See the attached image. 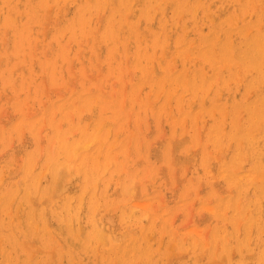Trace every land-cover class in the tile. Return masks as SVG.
Returning a JSON list of instances; mask_svg holds the SVG:
<instances>
[{"label": "rangeland", "instance_id": "1", "mask_svg": "<svg viewBox=\"0 0 264 264\" xmlns=\"http://www.w3.org/2000/svg\"><path fill=\"white\" fill-rule=\"evenodd\" d=\"M7 1H9V2L7 3ZM21 1L22 2L17 0V2H16L14 0V2L16 3L15 4L14 2H10V0H0V6L2 5L1 7L2 8L4 7L3 9L0 7V24H1L0 25V169H1L0 171L2 174V175L0 174V182H1L0 185L2 184L0 186V204L3 203V204H1L3 207L0 205V207H1L0 208V211H1L0 212V216H1L0 222L4 221L3 225L1 222L2 227L0 225V227H1L0 233H1V231H3V233L0 234V236L2 237V238L0 237V239H3L0 241V243H1L0 247L2 246L3 243H5V244H3V246H6V248L3 246L0 248V250H1L0 251V264H1V262H2V264H5L6 262H7L6 264H19L20 262L22 264H27L26 261L28 263L31 262L29 264H39V263L40 264H45V263L47 264L48 262H49V264H57V263L59 264L60 262H61V264H64L65 262H66L65 264H70V263L71 264H74V263L75 264H88V263L89 264L90 263L91 264H98V263L99 264H113L112 263L113 261L116 262L117 264H126L127 262H128L127 264H130V263L131 264H133V263L134 264H137V263L138 264H143V263L144 264H146V263L147 264H158L156 262H159V261H160L159 264H163V263H165V264H177V263L178 264H181V263L182 264H189V263L194 264L193 260L196 262L195 264H201V263H197L200 261L201 262L203 261V264L204 263L207 264L208 263L207 261H209V259L212 258L211 256L214 255L216 260H217V258H219V255H220V257H222L221 256L222 253H224L225 259H222L223 258L222 257L221 258L222 260L219 259L220 261L218 260L219 262L217 261L218 263H216V261L213 260V258H214V256H213L212 261L210 260L211 263L212 264H237V263L240 264L239 262H242V264H247V263L248 264H261V263L264 264V253L262 256L263 262H259L260 261L258 258L260 255L259 250H261L262 244H261V242L256 240L255 233H254L255 230H253V233H252L251 230H249V231L245 230L244 231V229H243V228H245V225H246L245 222H248L246 219H249L250 217L253 218V220H255L254 218L258 219V217H256L254 215V211H253L254 210L253 199L256 198V195H254L253 192H251L252 188L250 190V187L253 186L252 191H254V189H255L254 182L253 181L252 182L246 181V183H244L245 182L244 180L239 181V182L237 180V183H236V180H234L236 178H234L233 180L230 178V175L234 174L233 177H235L240 170H243L241 172H247L249 170L248 166H249V168H251V164H249L252 162V159H253V157L250 155L251 152H254V151L259 150V149L262 152H264V146H263L264 145V137H262V135L264 136V125H263L264 121H262L260 119H256L254 116L252 118L250 117L252 107H253V109L255 107L257 111L258 110L263 111V113H264V110H263L264 109V106H263L264 105V102H263L264 101V95L263 96L261 95V94H264V78H260L261 75H262V77H264L263 76L264 75V70H263L264 69V67H263L264 66V42H263L264 41L263 40L264 39V37H263V35H264V0H255V1L254 0H251V1L250 0H240V1L239 0H231V1L230 0H228V1L227 0H213V1L212 0H196L199 3L198 2L196 3L195 0L194 1L191 0L192 1L191 3H190V0H187V1L186 0H177V1L171 0L173 2H170V1H169L170 3L167 2L170 5H167V3H165L168 0H166V1H164V0H161V1L160 0H158V1L157 0H155V1L154 0H145V1H143V0H131V1L128 0L130 2H127V0H126V2H125V0L124 1L122 0L123 2H121V0H118V1L117 0H108V1L105 0L107 2H104V0H98L100 3V6H99V3L98 4L94 3V2H96V0L95 1L89 0L88 2H87V0H85V2H83V0L82 1L81 0H61V1L60 0H58V1L57 0L56 1L45 0L44 1L45 4L49 3L48 5L47 4L43 5L42 0L41 1H39V0H32V1L31 0H28V1L25 0V2H23L24 0H21ZM74 1H76V3L78 2L79 4L77 3L78 4L77 5ZM101 1L103 2L102 4H101ZM150 1L152 2V4H154V6L158 2L159 5L158 4L156 5L157 8L155 7V9H154L152 6V9H151L150 6L152 4ZM210 1H212V2H210ZM234 1L236 2L235 3L236 5H233ZM27 2H29V3H27ZM31 2L33 5L31 4ZM54 2H57L58 4L57 3L55 4ZM230 2L231 3L233 2V4H231ZM241 2H242V5H240ZM244 2H245V4H243ZM12 3L14 4V6H11V5H13ZM111 3L112 4L115 3V6L113 7V5ZM121 3H125V4L122 5ZM164 3H165V5H164ZM195 3L197 5V7H196ZM23 4L25 6H22ZM30 4L32 5V7ZM36 4H38V5L35 6ZM88 4L90 5V7ZM93 4L96 6H93ZM110 4L112 5V7H110ZM119 4H120V6H119ZM207 4H208V7H207ZM221 4H222V6H221ZM237 4H238V6H237ZM253 4H254V7H253ZM15 5H17V6H15ZM40 5H43L44 7L40 6ZM79 5H80V7H79ZM103 5H104L103 9L99 8L101 6L103 7ZM162 5H164L165 7H162ZM176 5H178V6H176ZM244 5H245V8H242V7H244ZM77 6H78V8H77ZM92 6L95 9H92L91 8ZM143 6L145 8H143ZM174 6H176V7H174ZM228 6H229V8H228ZM260 6H261V10L259 11ZM22 7L26 8V9L28 8V11L25 9L23 10ZM82 7L85 9V10H83V12L85 11L84 12L85 16H84L83 12L80 13V11H82V10H80ZM96 7H98V10L96 9ZM172 7H174V8H172ZM177 7L178 8L181 7L180 8L181 11H176ZM194 7L197 9V11H196V9H194ZM203 7L205 8V10L203 9ZM218 7H219V9H217ZM248 7L251 8V10ZM16 8H18V9H16ZM117 8H118V10H117ZM187 8H188V10H187ZM236 8H237V10H236ZM254 8H256V9H254ZM19 9H22V10H19ZM128 9H131V10L128 11ZM244 9H245L246 13H245ZM32 10H34V11H32ZM146 10H149V11L151 10L150 11L151 13L148 11L146 12ZM193 10L195 11L194 15H193ZM221 10H222V12H221ZM239 10H240V12H239ZM23 11H27V12H23ZM31 11L33 12V14ZM77 11L81 15L82 14L83 15L81 16L80 14L75 13ZM109 11H111V12H109ZM226 11H228V12H226ZM236 11H238V12H236ZM249 11H250V13H249ZM28 12H30V13L27 14ZM93 12H96V13L94 14ZM112 12H115L114 17L113 16L111 17V14L113 15ZM123 12L125 13V15H122ZM174 12H177V14ZM257 12H259V15ZM6 13H8V15ZM130 13H131V15H130ZM181 13H182V15H179ZM205 13L206 14L210 13L209 15L213 14L212 16H210V18L211 17L212 18L207 19V17H209V15L207 14L208 16L206 17ZM214 13H217V14H214ZM218 13H220V14L218 15ZM26 14L28 15V17ZM87 14H89L90 17ZM109 14H110V16H107ZM172 14H174V15H172ZM201 14H203L202 15L203 21H202V19L200 20V18L202 17ZM255 14L258 15V20H256L257 16L255 18V16H254ZM136 15H137V18H136ZM149 15H151V19L152 20L154 19V21L151 22ZM154 15H155V17H154ZM242 15H243V17H242ZM229 16H230V18H229ZM82 17L85 18L84 21L81 20ZM106 17L110 18V20L112 19L111 20L112 24L113 25L115 24V25L113 26L110 23V26H109V23H108L109 19H107ZM128 17L131 21L128 19ZM146 17H148V18H146ZM194 17L197 19H195ZM241 17H242V20H241ZM76 18H78V20H76ZM245 18L249 19L250 24L248 23V20H246ZM135 19L138 20L137 23H136ZM209 19L212 21H210ZM236 19H237V21H236ZM74 20H76V22ZM113 20H115V22ZM123 20L125 21V23H123L124 22ZM158 20H161V21L159 22ZM172 20H174V21H172ZM175 20H177L178 22H176ZM204 20H206V22H204ZM259 20H260L259 23H261V24L258 23ZM121 21H123V22H121ZM132 21H134L135 24L132 23ZM231 21L233 23V26H232ZM235 21L239 24H235L236 23ZM77 22L79 24L81 22L80 25H82V23L83 24L85 23V25H82V26H84L83 29L80 28L82 26H79L77 24ZM130 22L132 25L130 24ZM158 22L161 25H159ZM196 22H197V25H195ZM241 22H242V24H241ZM122 23H123V25H122ZM126 23L128 25H126ZM141 23H143V24H141ZM163 23L165 26L163 25ZM221 23H223V24L220 25ZM246 23H248V25L245 26V28L243 29L245 32H243L241 27H244L243 25H245ZM255 23L257 24L256 26H255ZM76 24L79 27H77ZM133 24H134V26H133ZM145 24L146 25L149 24L150 25L149 28H147L148 26H146ZM185 24H187L186 25L187 27L185 26ZM215 24H217V25H215ZM225 24H226V26H225ZM22 25H23L24 29H23ZM107 25L111 29L109 27H105ZM173 25L175 26V28L173 27ZM121 26L123 28L125 27L124 29L129 31V32L125 31L124 29L122 30ZM128 26H129V28H127ZM206 26H208V28ZM12 27H14L15 30H13ZM112 27H114V29ZM151 27H152V29H151ZM200 27H201V31L199 30ZM220 27H222V28H220ZM226 27L228 28L227 33H225L226 30H224V29H226ZM233 27H235V28H233ZM258 27H260V28H258ZM72 28H74V29L72 30ZM176 28H177V30H176ZM183 28H185V29H183ZM190 28H191V30H189ZM213 28H215V29H213ZM219 28H220V30H219ZM250 28L251 29L254 28L253 29L254 32L251 30L252 34L250 33ZM255 28L259 31H256ZM20 29L22 32L23 31L24 32L21 33ZM108 29L111 30V32H110L111 37L108 34L110 31ZM148 29H149V31H148ZM105 30H106V32H105ZM247 30H249V31L246 32ZM206 31H208V32H206ZM210 31L213 33V35L214 34L216 35V33L218 32L217 33L218 35H216V36L221 38V40L219 38L216 39L215 38L216 36L215 35L213 36ZM229 31L231 34L229 33ZM255 31L257 33L262 31V33H258V35H256L257 33ZM126 32H127V35H126ZM187 32H188V34H187ZM203 33H204V35H202ZM246 33H247V35H246ZM155 34H157V37H158L156 39L157 42L154 39V37L156 38ZM226 34L228 37H226ZM253 34H254V36H253ZM128 35H129V37H128ZM138 35L140 36V38L138 39L139 43H137V38L139 37ZM207 35H208V37H207ZM209 35H210V37H209ZM255 35L257 37H255ZM259 35L261 36L260 42L261 43L263 42V44L260 45L261 47L258 46V44H261L258 40ZM176 36H178V37H176ZM191 36H193V37H191ZM196 36H197V38H196ZM240 36H244V38L240 37ZM105 37L106 38L110 37L111 39L109 38V40H107ZM185 37H186V39L184 40L183 38H185ZM213 37L216 40L212 41L211 38L213 39ZM13 38L15 40H13ZM143 38H144V40H143ZM178 38L180 40L182 38L181 43H180V40ZM226 38L229 39L228 43L226 42V41H228V39L226 40ZM251 38H256V40L251 39ZM146 39L148 41H146ZM176 40L179 41L178 44L180 43L182 46L180 44L178 45L177 43H175ZM189 40H190V44L189 43L187 44V42H189ZM210 40L212 41L213 44L215 43L214 44L215 46L210 42ZM14 41H16V42L14 43ZM154 41H155V43H154ZM230 41H231V43H230ZM235 41L237 42V44ZM13 43L15 46L13 45ZM210 43L214 46V48H213V46H211ZM223 43L225 44L226 47L224 46ZM240 43L243 45L241 46ZM253 43H254V45H253ZM16 44H18V45L16 46ZM152 44H153V47H152ZM175 44H177L179 47H176L177 45L175 46ZM229 44H231V45L233 44L234 46L231 48V45H229ZM235 44H236V46H235ZM135 45H136V47H135ZM199 46H201V47H199ZM228 46H230V47H228ZM254 46H256V49H257V47H258V49L260 48L259 51H257L258 49L256 50V57L258 58V59L256 58V60L262 61L261 63L258 61V64H257L258 69L252 65L247 66V62H246L247 58L245 57L246 51L250 52L251 47L254 48ZM138 47L139 48L142 47V48H140V51H139ZM187 47L189 49H187ZM196 47H197V49H196ZM152 48H153V50H151ZM183 48H185L189 52L185 51ZM215 48L217 49V52H216V50H214ZM226 48L229 49L230 51L232 50L230 53L231 55L233 54L232 56L225 50ZM244 48H248V49H244ZM238 49H239V53H238ZM147 50H148V52H147ZM212 50L214 51L215 54L213 53ZM244 50H246V51H244ZM136 51H139V52H136ZM184 52L185 53L188 52V53H186V55H184L185 54ZM192 52L194 53V55H192L193 54ZM204 52H205V54H204ZM181 53H183V54H181ZM189 53L192 55V58H191V55L189 56ZM217 53H218V56H217ZM135 54H136V57H135ZM234 54H235V56H234ZM262 54H263V56H262L263 58L261 57ZM146 55H147V57H146ZM212 55H213V57H212ZM215 55L217 56V59H216ZM137 56H139V57H137ZM185 56H187V57L189 56V57L186 58ZM195 56H196V58H195ZM140 57H141V59H140ZM138 58H139L140 62L143 64H141V63L139 64ZM182 58L185 60L182 61L183 60ZM208 58H209V60H208ZM228 58H231V59L228 60ZM187 59H188V61H187ZM223 59L226 61V65L224 64L225 67L223 66L221 68V65H223L222 63L225 62ZM189 60H190V62H189ZM210 60L213 61L212 62L213 64L211 63ZM215 60H217V62ZM147 61H148V63H147ZM180 61H182V64ZM243 61H245L246 63L244 62L242 64ZM201 62H202V64H200ZM206 62H207V65H205ZM214 62H216L218 64H216V66H215ZM145 63H147V64H145ZM193 63H196V64H194V66H193ZM210 63L212 64V67H211ZM188 64H190V65H188ZM238 64H239V66H237ZM259 65H260V67H259ZM218 67H219L221 73H219V71H216V69H214V68L218 69ZM226 67L228 69L224 70V69H226ZM250 67H251V69H250ZM252 67L254 68L253 69L254 71L252 70ZM259 68H263L262 69L263 74H261L262 71ZM193 69H194V73H192ZM203 69H205V70H203ZM146 71H148L149 74H148V72L146 73ZM166 71H167L166 78H163L165 75L164 73ZM210 71H212V72H210ZM233 71L235 72L236 75L233 74L234 73ZM184 72L187 74V76H185L186 80L183 79V78H185L184 75H186ZM205 72H206V74H205ZM176 73H177V75H176ZM222 73H225V74L222 75ZM248 73L249 74L251 73V74L249 75ZM146 74L149 75L150 79L148 78V76ZM150 74H151V77H153V78L150 77ZM191 74L193 77L191 76ZM232 74L234 77L232 76ZM214 75H216V76L218 75L217 76L218 78L217 79L212 78L214 80H212V82H210L211 77H214ZM225 75L228 76V77L226 76V79L228 81L232 80L231 81L232 85L230 84V82L225 81V79H224ZM253 75H254V77H253ZM257 75L259 77H257ZM236 76H238V77H236ZM160 77H161V81L163 79L162 82H160V79H159ZM219 77H221V78H219ZM239 77H240V79H238ZM193 78H195V79L193 80ZM202 78L204 79L203 80L204 82L202 81ZM157 79H158L157 82L159 84H157V82H156ZM233 79L234 80L236 79V81H234L235 83L233 82ZM174 80H176V82ZM195 80H196V82H195ZM216 80H217V82H216ZM258 80H259V82H258ZM180 82H181V84H180ZM205 82H208V83H205ZM250 82L254 83L252 85H254V88L258 87V90L257 89H251V88H253V86H251ZM256 82L258 84H256ZM203 84H204V87H202ZM237 84L239 86H237ZM261 84L263 85V87H261L262 86ZM233 85L235 87L229 88L230 86L232 87ZM246 85H247V87H248V85L251 86V87H249L250 91H249V88L245 87ZM194 86L197 87V90H194ZM213 86H214V88H213ZM157 87H158V89H156ZM181 87L182 88L184 87L182 89V91L179 90V89H181ZM207 87H209L210 89L208 88V90H207ZM237 87H239V88H237ZM259 87H261L262 90ZM154 88L157 91H155ZM189 88L190 89L192 88L191 89L192 91L189 92ZM218 88H219V90H218ZM246 88L248 90L245 91ZM239 89L243 90L244 92L240 91ZM253 90L255 92H259L261 94L255 93ZM217 91H219L218 95H217ZM204 92H207V94ZM248 92L249 93L251 92V93L248 95ZM193 93H196V95ZM208 94H211V95H208ZM239 95H241V97ZM201 96H203V97H201ZM208 96H209V99H208ZM255 96H256V98H255ZM193 97L195 100L193 99ZM242 97H247V98L244 99ZM241 98L243 99V101ZM260 98H261V100H258ZM102 102L105 104L104 106L102 105L103 104ZM233 102H236L237 105ZM241 102H243V103H241ZM258 102H259V106H257ZM239 103H241V104H239ZM240 105H241V107H240ZM260 105H262V106H260ZM219 106H221L220 109H219ZM222 106H224V107H222ZM114 107H115V109L116 108L117 109L114 110ZM217 108L219 110L223 109L222 110L223 112L219 111ZM112 109L114 111H117L118 113L117 112L113 113ZM240 110H242V111H240ZM246 111H247V113H245ZM115 113H117V114H115ZM237 113H239L238 116L235 115ZM243 113H245V114H243ZM234 115H235V117H234ZM240 115H241V117H240ZM238 118H239L240 123H238V121H237ZM241 118L243 121L241 120ZM221 120H223L224 122ZM253 120H254V123L252 122ZM247 121L250 124H248ZM219 122H221V123H219ZM262 122H263V124H262ZM236 123H238V125ZM221 124H222V126H221ZM257 124H258V126H256ZM246 125H247V127H246ZM251 125H252V127H251ZM236 126H238V127H236ZM259 126H260V128H259ZM235 127H236V129H235ZM218 128L220 129V131L218 130ZM223 128H225V129L222 130ZM250 128H252V130ZM256 128H257V130H256ZM253 129L256 131L254 132ZM231 130H234V131H231ZM261 130H262V134H261ZM217 131H219L218 133L222 132L223 134L220 133V136H219V134H217ZM224 131H225V133L227 131V133L225 135H224ZM252 131H253V133H252ZM230 132H231V135H230L231 139L229 138V136H227ZM233 132H235V133H233ZM232 133L234 135L235 134H238V135H235L236 136L235 137V136H233ZM250 133H252L253 135ZM254 133H255V135L258 136V139H256L257 136H255ZM213 134L214 135L217 134V135L214 136ZM232 136H233V139H232ZM241 136H243V137H241ZM260 136H261V138H259ZM84 137L88 141L83 139ZM218 137L219 138L222 137V138H220L218 140ZM240 137L242 140H240ZM246 137L249 138V140ZM60 138H61V140H60ZM238 139L241 142H243L244 144H240L241 142ZM83 140H85V143ZM259 140L261 141V143L259 142ZM215 141H217L218 143H216ZM245 142L248 144V146L246 145ZM252 143L255 145L253 146ZM226 144H227V147L225 146ZM228 144H229V146H228ZM237 144L239 147L237 146ZM256 145L258 147H256ZM235 146H236V148H235ZM245 146H247V147H245ZM240 147H242L243 149L241 150ZM234 148L236 150L238 149V151H236L237 154L235 153V151H233V150H235ZM246 148H248V150ZM249 149L251 150L250 153H249ZM164 151H166V152L164 153ZM245 152L247 153V155H245L246 154ZM239 153H241V154H239ZM27 155H29L30 157ZM236 155H237L238 159L241 158L240 156H242L241 159H243V156H244L243 160L240 159L241 161L244 162L243 165H242V162L240 160L239 161L237 160L239 166L234 167V166L238 165V164H236V160L234 161V158ZM245 156H247V157H245ZM28 157L31 158L30 159L31 161L29 160L27 163L26 160L29 159ZM25 158H26V160H25ZM231 159H233L234 162L230 161ZM246 159H247V161H246ZM59 161H60V163L57 164L56 162H59ZM263 161H264V154L261 153V155L259 156V159H258V164H259L258 166L261 170H264V166H262L264 164ZM29 162H31V163L29 164ZM262 162H263V164H262ZM24 163H25V165L28 164L27 165L28 168L26 166L27 171L25 170L27 173V178L23 177L24 175L26 176V173L24 172V169H25ZM231 163H232V167H231ZM52 164H54V165L57 164L60 167L64 166V168H62V169H65L66 172L69 173V175H67L68 177H66V176L64 177L62 174L61 175L63 176V178L60 177L61 176L60 175V169H59V172L57 171L58 170L57 168H60V167L57 165H56L57 167L52 166ZM240 164H241V166H240ZM244 166H245V168H244ZM29 167L31 170H33V172L29 169ZM53 167H54V169L56 168L55 169L56 172L53 169ZM225 168L229 169L230 171L229 170L225 171ZM237 168H239V169H237ZM28 169L31 171V173H28ZM62 169H61V171H63ZM81 169L83 170L82 171L83 173H81V171H80ZM251 170L254 171V169H251ZM34 171H35V173H34ZM52 171H53V173H52ZM234 171H236V172L233 173ZM3 172H5V174H3ZM57 172L59 173V175H57L58 174ZM66 172H64V173H66ZM256 172H257V170H256ZM32 173H34L35 176L37 173H39L40 176L37 178L34 176V179H31V178H33ZM6 174L9 176L6 177L7 176ZM52 174H55V176H53ZM82 175H86V177L88 179L86 180V178ZM37 176H38V174H37ZM56 176H57V178H56ZM83 177L85 179H83ZM24 178L27 180H25ZM35 178H36V180H35ZM43 178H45V179H43ZM60 178H61V181L63 180L64 182L63 181L61 182ZM19 179L21 180V182L18 181ZM28 179H30V181ZM55 179H56V182H53V181H55ZM94 179H95V181H93ZM12 180L13 181L16 180L17 187L18 188L20 187L19 190L18 189L14 190V187L16 189V185L14 182H12ZM68 180H69V182H68ZM78 180H79V182H78ZM84 180H86V181H84ZM90 180H92V181H90ZM35 181H39L38 186L36 185L37 183ZM59 181L63 185L62 187L64 188V190H63V188H58V190H56V191H55V189H51L52 187L57 188L58 186L56 184L61 186ZM230 181H232V182H230ZM3 182H4V184H3ZM10 182H12L11 185H10ZM48 182H50V184L47 185ZM70 182H71V184H69ZM82 182H84V183L86 182V183L85 184L83 183V185H82ZM95 182H97V183H95ZM19 183H22L23 185L19 184ZM24 183H25V185H24ZM30 183H31V186L29 185ZM42 183H43V185H42ZM89 183H91V184H89ZM93 183H95V185ZM238 183L240 184V186H241L240 188L242 189L241 191L239 190V192H238L239 188H238V186H236ZM33 184H35V186ZM40 185H41V187L43 186L42 189L40 188ZM53 185H56V186H53ZM92 185H93V187H92ZM246 185H248V186H246ZM9 186H10V189L8 190ZM25 186L27 187L26 188L27 190L29 188L30 189L33 188V190L35 189L34 191H36V193L38 192L37 193L38 196L41 195L40 196L41 198L39 197L40 200H39V198H36V197H38V196H36L37 195L36 193L34 194L31 192V191H33L32 189L31 190L29 189L30 193L28 191H26ZM36 186H37V188H36ZM86 186H88L87 189L84 188ZM48 187H50V189L52 191L54 190V195L57 193L55 195V197H54V195L52 196L53 193L52 194L50 193L52 191L50 189H48ZM102 187H104V189L106 188L105 191H107L108 193L107 192L103 193L104 189L101 190ZM72 188H74V189H72ZM94 188L96 191L94 190ZM21 189H22V191H21ZM24 189L26 191L25 192L26 194H27V192L29 193L26 196L27 198L24 197L25 196V194L23 193ZM69 189H71V191ZM12 190L16 191V194L13 193L14 196L11 193ZM72 190H74V191L76 190L78 192L75 191L76 192L75 193ZM81 190H83V194H84L82 197H81V195H82ZM92 190H94L95 192ZM67 191L72 192V193H68ZM20 192H21V194H20ZM89 192H92V194ZM93 192H94V195H93ZM98 192L100 194L102 192V194H101L102 196L99 195ZM245 192H246V194H245ZM22 193L24 194V196ZM39 193H42V194H39ZM65 193H67V194L65 195ZM74 193L75 194H77V193L81 194L80 195L81 198L79 197L80 199L79 198L77 199L78 194L75 195ZM236 193H237V195H236ZM2 194H3V197L1 196ZM10 194L13 197H11ZM49 194L51 195V197H49L48 200H47V198H45L44 200H47L48 202H46V201L43 202L44 205L42 204L43 205L42 206L41 205L42 202H40L41 199H43L44 196H47V197L50 196ZM96 194H98L99 197ZM8 195H9V197L12 198L11 199L12 201L8 200L9 202H5V204L9 203L8 206H10L8 209L9 211L6 209L5 210L6 212H5L3 209L7 208L8 206L7 205L5 206L4 200L5 201L7 200ZM59 195H61V196H59ZM71 195H73V197ZM90 195H91V197H90ZM57 196H59V198H57ZM63 196L66 197L67 199L64 198ZM68 196H71V197H68ZM93 196L94 197L96 196L95 198H97L98 200L95 199V201H93L94 200ZM103 196H104V200L109 202V203H106L104 201V203L101 202V204H100L101 199L103 201ZM235 196H239L240 198L235 197ZM28 197H30V198L32 197V198L30 199ZM55 198L58 200L56 201ZM69 198H71L72 200L70 201ZM238 198H239V200H237ZM241 198H243V199H241ZM263 198L264 197H262L261 199H258L259 203H257V209H258V206L260 205V208L262 209L261 210L262 215H264V205H263L264 200H262ZM32 199H33L34 203L36 202L35 199L38 200L40 203L38 204V202H36L38 205L37 204L32 205V206H34V208L35 207L36 208L30 209L31 211L28 212L29 207L31 208V204L33 203L32 201H29V200H32ZM51 199H53V201L55 200L57 203L54 204L55 201L52 202ZM228 199H230L229 201L235 202L234 206H232V204L229 205V203L226 204V202H228ZM19 200L21 202L20 203L21 206H23L22 204H25V206L21 207L22 211H21L20 205H18ZM25 200H26V203H25ZM27 200L31 203L30 205H29V202ZM77 200H79V202L80 201L83 202V203L80 202L81 206ZM247 200L250 201V203H248ZM16 201H18V202H16ZM58 201L60 202L61 205L59 204ZM63 201H65V202H63ZM75 201H77V203ZM242 201H243V203H242ZM10 202H12L11 205H10ZM69 202H71V203L65 205L66 203H69ZM88 202H90V204ZM218 202H219V205H218ZM236 202H238L239 209H238V207L236 208V206H237ZM13 203H15V204H13ZM49 203H51V204H49ZM63 203H64V205H63ZM246 203L249 205H247ZM261 203H263V204H261ZM57 204H58V207H56ZM94 204H95V206H97V205L101 206V208H98V206L95 207ZM105 204H106V206H105ZM12 205H13V207H12ZM15 205H18L19 207L16 208ZM27 205H28V207H27ZM62 205L64 206V208H62L63 207ZM68 205L72 206V207H69ZM88 205L90 207V208L88 207L89 209L87 208ZM226 205H228V207H231V208L228 209V207ZM245 205H247L249 207H247ZM66 206H68L70 208L69 211L66 209ZM91 206H93V207H91ZM103 206H105L106 209H104ZM216 206H217V208H216ZM41 207H42V209H41ZM75 207H76V209H75ZM77 207L80 210H78ZM102 207L104 210L102 209ZM240 207L242 210H240ZM24 208L27 211H25ZM60 208H62V209H60ZM122 208H124L123 209L124 211L122 210ZM243 208L245 209V211ZM57 209H59V210H57ZM93 209L96 210L97 212L94 211ZM149 209H151V210H149ZM213 209H215V210H213ZM226 209L229 212L228 214H227ZM235 209H236V211H235ZM63 210H64V212H63ZM90 210L91 211L93 210L94 213L90 212ZM121 210H122V212H121ZM128 210L130 211V213ZM224 210H226V212H223ZM7 211L9 212V215H8ZM24 211H25V213H24ZM59 211H61L60 212V213H62L61 215H60ZM70 211H72V212H70ZM242 211L244 213L247 211L245 213L246 216H243L244 213H242ZM144 212H145V214H144ZM250 212L253 214H251ZM3 213H5V214H3ZM28 213H29V216H28ZM32 213H34V216L32 215ZM45 213H47V215ZM63 213H64V216L60 217L63 215ZM70 213L71 214L74 213L73 214L74 216L79 214L78 215L79 219H77V216L74 217ZM131 213H132V215H131ZM237 213H238V215H237ZM240 213H242V215ZM15 214L17 215V217L15 216ZM66 214L68 216L70 214L71 219L69 217H67ZM90 214H91L92 220L89 219ZM2 215H3V219L7 218V219H5L6 221L2 219ZM119 215L121 218L119 217ZM121 215L124 217H122ZM154 215H156L157 218L154 217ZM223 215H225V218ZM227 215H228V219H227ZM7 216H9V217L11 216V219H9V217H7ZM134 216H137V217H134ZM238 216H240L241 218H239ZM15 217L19 218V219H16ZM29 217L30 218L33 217L32 218L33 220H31ZM125 217L128 219V221H127V219H125V221L127 223L124 221ZM153 217L155 218L154 223H153V219H152ZM236 217H238L237 218L238 222L236 221ZM41 218H42L43 223L41 222V220H39ZM136 218H137V220H136ZM242 218H244V219H242ZM8 219L10 221H8ZM28 219H30V220H28ZM75 219H77L78 221L77 222L74 221ZM223 219L224 220L226 219V220L224 221ZM239 219H242V220H239ZM263 219H258L261 222V226L263 225L262 226L263 231L261 233L262 238H264V229H263L264 228V222H263ZM16 220H19L18 221L19 225H18V222ZM45 220H46V222H45ZM60 220H62V221H60ZM66 220L67 221L69 220V221L67 222ZM83 220H85V222H83ZM88 220L89 221L91 220L92 222L91 221L89 222ZM230 220H232V221L229 222ZM258 220H257L256 224H259ZM37 221H38V223H36ZM71 221L72 222L74 221V223H71ZM121 221H122V223H121ZM157 221H158V224H156ZM44 222L48 226L45 225ZM59 222H60V224H59ZM69 222L71 223V226H73L72 227L73 230H74V227L77 230L75 229L73 231L70 227L68 228L67 224H70ZM9 223H11V224H9ZM16 223H17V225H15ZM21 223H23V224H21ZM33 223H36V225H31ZM41 223H42L43 227H42ZM77 223L79 225L77 227L74 226L75 224L77 225ZM86 223H88V224H86ZM103 223H104V226H103ZM125 223L126 224L129 223L127 225V227L125 225H123ZM215 223L216 224L218 223V225H214ZM220 223H222V224H220ZM236 223L238 224V226ZM50 224L54 225V227L51 226ZM147 224L150 227L147 226ZM9 225H12V227ZM94 225L96 226V228ZM132 225H134L133 226L134 229H133ZM152 225H153V228H152ZM60 226H61V228H60ZM123 226H125L127 229L131 228V231H133L135 234L134 233L129 234L128 232H130V231L127 230L126 228L124 230ZM239 226H242V227H239ZM32 227L33 228L37 227V229H34L36 232V236L34 235L35 232H34V234L32 233V230H33ZM85 227L89 228V229H85ZM97 227H98V229L101 230V232H103V231L106 233L108 232V236L110 233V238H108L106 236V233H104L105 237L103 235L102 240H101L102 236L100 237L99 241L93 240V241H95L94 242L95 244L98 242L96 245L93 244V241H91L90 239H89L90 245H88L89 243L87 240H88V238L91 237L90 234L92 233L93 230L96 229L95 231L98 232ZM148 227H149V229H151L153 231H150L148 229ZM234 227L236 228L235 230H234ZM238 227H239V232H240L239 234H238V231H236L238 229ZM4 228H6V229H4ZM9 228H12L14 230V232H13V230L10 229V231H12L11 234L14 233L15 235L14 234L11 235L9 233L10 232L8 230ZM18 228L21 230L22 229L23 230L27 229V230L21 231ZM216 228L218 229V231ZM46 229H48V230H46ZM82 229H85V232L89 231V233L87 234L89 236H85L86 234L84 233V230H82ZM137 229L141 233H139ZM219 229H221V230H219ZM223 229H224V232H223ZM227 229L229 231H227V234H226ZM69 230H70V233H68ZM78 230H79V232H78ZM90 230H91V232H90ZM107 230H109V231H107ZM142 230H143V232H142ZM170 230H172L171 234L173 233L175 236H172L173 234L170 235ZM5 231H6V234H8L7 236H9L8 238H6L7 236H5V233H4ZM41 231L43 232L42 234L45 235V237H43V236H41L42 238L40 237V235H42ZM126 231L132 237H128ZM144 231H147V232L144 233ZM148 231L151 232L150 235H148L149 234ZM247 231L249 233H247ZM16 232H18L19 234L18 233L16 234ZM124 232L126 234H124ZM216 232H219V233L216 234ZM31 233H32V237H31ZM55 233H58V235ZM233 233H234V236L236 235L235 238H232ZM48 234L51 235L50 238L52 240H50L49 237L47 238ZM83 234H84V237H83ZM123 234L125 235V237L122 236ZM133 234H134V236H133ZM245 234H246V236H245ZM61 235L63 236V238ZM112 235L114 236V237H112L113 239L111 238ZM216 235H217V238L215 237ZM53 236L56 238L53 239L52 238ZM118 236H120L119 239H118ZM121 236L124 237L123 238L124 240H122ZM168 236H170V237H168ZM179 236L182 237V240L180 238L179 239L183 243L178 242V241H180L179 239H177ZM225 236L226 237L230 236L234 242L230 239V237H227V239H226ZM250 236H252V237H250ZM4 237H5V241H4ZM19 237H20V240L18 239ZM21 237L23 239L22 243H21V241H22ZM85 237H88V238H85ZM134 237L136 238L137 241L134 239ZM172 237H173V239H172ZM218 237H219V239H218ZM9 238L13 241L11 242V240H9ZM43 238H44V240H43ZM68 238L70 239V241L68 240ZM104 238H108L109 242L111 240L112 241L110 243H108V239L105 240ZM127 238H129V240ZM130 238H131V241H130ZM132 238L134 240H132ZM142 238H143V240H142ZM243 238H244V241H243ZM6 239H8L10 242L6 241ZM41 239H42V241H41ZM82 239H83V241H82ZM126 239L128 240L127 241L128 242V248L127 249L125 248L126 249L125 250L124 245L126 244V242H125ZM169 239H172V241ZM176 239H177V241L176 242L174 241L175 244L174 243H173L174 245L171 244V242H173V240H176ZM194 239L196 240V242H193V244H191L192 240L195 241ZM197 239H198V242H197ZM209 239H210V241H209ZM225 239H226V241H225ZM228 239H229V242H228ZM249 239L252 240V245H251V241ZM34 240L36 241V243H35L36 245L33 244V242H35ZM113 240H115V241H113ZM139 240L141 241L140 244H139ZM18 241H19V243H17ZM52 241H54L58 246L54 242L53 243L56 246H53V244L51 243ZM56 241H58V243ZM77 241H79V242H77ZM101 241L102 242L104 241L103 243H105V241H107L105 243V246H103L102 244L99 243ZM116 241H118V242H116ZM135 241H136V243H135ZM148 241L149 242L152 241L151 242L152 244L151 243L149 244ZM217 241L220 243H218ZM223 241H225V243ZM246 241H247V243H246ZM13 242H15V248H16L15 251H17V252H15L13 250V248H14ZM43 242H44V244H43ZM47 242L50 244L48 245ZM76 242H77V244H76ZM143 242H147V243H143ZM184 242H186V243H184ZM202 242H205V243L202 244ZM213 242H214V244H213ZM216 242H217V244H216ZM10 243L12 246L10 245ZM78 243H79V245H78ZM117 243H118V245H117ZM129 243H131V244H129ZM181 243L184 244L183 245L184 250H186L185 248L187 247V251H188L187 253H186V251L182 252L184 250H181L179 245H176V244H181ZM223 243L225 244L224 248H226V247L228 248V252H226L227 250L222 247V245H224ZM234 243L236 245L238 244V249H236L237 247L235 246ZM245 243L246 244L249 243L247 245L248 247L245 246L246 245ZM22 244L25 246V248H24V246H21ZM25 244H27V245H25ZM59 244L61 245V247ZM106 244H107V246H106ZM121 244H123L122 245L123 248H121L122 247ZM135 244H136V246H138L137 244H139L141 246L137 248L135 246ZM145 244H147L149 246V249H148L147 245H145ZM157 244L159 245V246H157V248L159 247L158 248L159 251L157 249V252H156L155 251L156 249L155 250H153V249L156 248L155 245H157ZM182 244L180 246H182ZM194 244L196 247L195 246L192 247L193 248V250H192L191 246H193ZM204 244H206V245L204 246ZM220 244H222V245H220ZM7 245L8 246L10 245L11 247L10 246L8 247ZM50 245L53 246V248L57 247L56 248L57 251L55 249L54 250L51 249ZM93 245L95 246V248L96 247L98 248L97 252H95L94 251L95 249L92 248ZM119 245H120V247H118V249H116V247ZM130 245H131V247H130ZM216 245L220 246L218 249L219 251L215 249L218 247ZM26 246H28L29 250L31 248H33V249L37 248L38 250L29 251L26 248ZM36 246H39L41 249L39 247H36ZM45 246L47 247L48 252L51 250L50 251L51 256L49 255V257H47L48 255H46L48 252L46 251ZM64 246L65 247L68 246V248H70V249H68L67 247L65 248ZM110 246H112L113 249H115L114 253L116 252V254L112 253L113 250L110 251V249L112 248V247L109 248ZM198 246H200V247H198ZM258 246H260V247H258ZM18 247H19V249H18ZM58 247L61 251L58 249ZM126 247H127V245H126ZM151 247H153V248L150 249ZM201 247H203V250L206 251V252H204L201 249L204 255L198 249ZM205 247L208 248L209 251L206 250ZM212 247H214L213 251H212ZM9 248L10 249L12 248V249L9 250ZM23 248H24V250H23ZM43 248L47 253L43 250ZM49 248H50V250H49ZM90 248H92V249H90ZM168 248H169V250H167V253H166V249H168ZM221 248H223V250ZM244 248H246V249H244ZM250 248H251V250H250ZM2 249L4 251L5 250L6 251L3 252ZM7 249L9 250V252ZM79 249H80V251H79ZM105 249H106V251H104ZM123 249H124V251H123ZM144 249L148 250V252H149V250H151V252H149V254H148V252ZM161 249H162V251H161ZM178 249H180L178 251V253H180V252L181 253L179 255H176L177 254L176 252ZM188 249L190 250V252ZM42 250L44 251L43 254H41ZM65 250H67V251L69 250L72 253L71 257H74V259L70 257V252L68 251L69 253L68 252L65 253ZM82 250H85V251H83L84 253L82 252ZM87 250H89V251H87ZM90 250H93V251H90ZM99 250H101L103 253L99 252ZM119 250H121V251H119ZM170 250H171V255H169L170 253L168 254V252H170ZM237 250L239 251V253H237ZM257 250H258V252H257ZM75 251H77V252H75ZM134 251H135V253H134ZM144 251H145V253H143ZM154 251L156 252L155 253L156 255L153 254ZM174 251H176V252H174ZM195 251H197V252H195ZM211 251H212V253H211ZM229 251L231 253L232 252H235V253L234 254L232 253L233 255H231V253ZM19 252L20 253L23 252V254L22 253L20 254ZM32 252L33 253L35 252V253L33 254ZM117 252H120V253L117 255ZM139 252H141L140 253L141 255L139 254L140 256L138 255ZM146 252H147L148 256H147ZM158 252H160V254ZM193 252L196 253V256H195V253H193ZM199 252H201V254ZM218 252L219 253L221 252V254H217ZM3 253L5 254L4 256H3ZM12 253H15L16 258L14 256V254H12ZM44 253H46V254H44ZM53 253L55 255H53ZM67 253L69 254V255H67V256H69V258L68 257L67 258L71 259L70 261L65 257ZM106 253H109L110 255L108 254L109 256H106L107 258L105 259ZM150 253L153 255H151ZM163 253H164V256L161 257L163 255ZM165 253H166V255H165ZM173 253H174V255H173ZM182 253L184 255H182ZM197 253H199V255ZM209 253H210V255H209ZM246 253H249V254H246ZM253 253H255V254H253ZM8 254H9V258H8V256L6 258H4ZM16 254H18V256ZM158 254L161 258L158 256ZM167 254L169 256H171L170 260H169V256ZM216 254H217V256H216ZM52 255H53V257H52ZM60 255H63V256H60ZM103 255H104V259H103ZM124 255L126 256V259H125ZM150 255L153 258L150 257ZM185 255H187V256H185ZM205 255L208 259L205 257ZM54 256H56V257L54 258ZM122 256L124 257V259ZM137 256L141 257V258H137ZM146 256H147V258H146ZM156 256L158 258L156 259V262H155ZM166 256H167L168 260L165 258ZM245 256H249V257L246 259ZM36 257L37 258L39 257V258L37 259ZM43 257H45L44 262L43 261L40 262L41 259L43 260ZM59 257H61V258H59ZM77 257H78V259H76ZM89 257H90V260H89ZM101 257H102L103 261L101 260ZM109 257H111V258H109ZM173 257H174V260L176 259L175 261L172 260ZM175 257H178V258H175ZM186 257H187V259H186ZM197 257H198V259H197ZM199 257H201V258H199ZM228 257H230V259H228ZM33 258L37 261H35ZM50 258H52L53 261ZM79 258H80V260L83 258L81 260L82 262L79 260ZM94 258H96V259H94ZM108 258H109V260H107ZM129 258H132L133 262H131L132 259H129ZM145 258H146V260H144ZM159 258H160V260H159ZM195 258L198 261H196ZM240 258H243V259L245 258L244 260L246 262L243 259H242L243 260L242 261ZM250 258H251V260H250ZM20 259H21V261H20ZM22 259H24V263H23ZM127 259L129 261H125ZM32 260L35 263H32ZM204 260H206V261L204 262ZM227 260H228V262H227ZM247 260H248V262H247ZM3 261H4V263H3ZM51 261H52V263H51ZM78 261L81 263H79ZM85 261L87 263H84ZM95 261H98V262H95ZM181 261H184V262H181ZM210 261H209V264H210ZM179 262H181V263H179ZM116 263H114V264H116Z\"/></svg>", "mask_w": 264, "mask_h": 264}, {"label": "bare ground", "instance_id": "2", "mask_svg": "<svg viewBox=\"0 0 264 264\" xmlns=\"http://www.w3.org/2000/svg\"><path fill=\"white\" fill-rule=\"evenodd\" d=\"M15 1L17 2V0H15ZM19 1L22 2L21 0H19ZM27 1H28V0H27ZM31 1H32V0H31ZM39 1H41V0H39ZM44 1H45V0H42V4H43V5L45 4ZM54 1H56V0H54ZM57 1H58V0H57ZM60 1H61V0H60ZM81 1H82V0H81ZM88 1H89V0H87V2H88ZM94 1H95V0H94ZM94 1H93V2H94ZM97 1H98V0H96V2H94V3H95V4H96V3L98 4L99 1H98V2H97ZM107 1H108V0H107ZM107 1L104 0V2H107ZM117 1H118V0H117ZM123 1H124V0H123ZM123 1L121 0V2H123ZM130 1H131V0H130ZM130 1L127 0V2H130ZM143 1H145V0H143ZM154 1H155V0H154ZM157 1H158V0H157ZM160 1H161V0H160ZM160 1H159V2H160ZM164 1H166V0H164ZM169 1H170V2H173V1H171V0H168V1H166L165 3H167V2L170 3ZM176 1H177V0H176ZM186 1H187V0H186ZM186 1H185V2H186ZM193 1H194V0H193ZM212 1H213V0H212ZM212 1H210V2H212ZM227 1H228V0H227ZM230 1H231V0H230ZM239 1H240V0H239ZM250 1H251V0H250ZM254 1H255V0H254ZM8 2H9V1H7V3H8ZM10 2H14V0H13V1L10 0ZM23 2H25V0H24ZM33 2H34V1H33ZM43 2H44V3H43ZM46 2H47V1H46ZM48 2H49V1H48ZM50 2H51V1H50ZM74 2L76 3V1H74ZM83 2H85V0H83ZM125 2H126V0H125ZM147 2H148V1H147ZM150 2H151V1H150ZM191 2H192V1L190 0V3H191ZM195 2L197 3L198 1L195 0ZM205 2H206V1H205ZM210 2H209V3H210ZM245 2H246V1H245ZM245 2H244L243 4H245ZM262 2H263V1H262ZM14 3H15V2H14ZM27 3H29V2H27ZM38 3H39V2H38ZM54 3L56 4L57 2H54ZM75 3H74V4H75ZM77 3H78V2H77ZM77 3H76V4H77ZM102 3H103V2L101 1V4H102ZM119 3H120V2H119ZM133 3H134V2H133ZM148 3H149V2H148ZM154 3H155V2H154ZM165 3H164V5H165ZM168 3H167V5H170V4H168ZM196 3H195V5H196ZM198 3H199V2H198ZM214 3H215V2H214ZM227 3H228V2H227ZM230 3H231V2H230ZM230 3H229V4H230ZM235 3H236V2L234 1V4H233V2H232L231 4L236 5ZM255 3H256V2H255ZM255 3H254V4H255ZM12 4H13V3H12ZM15 4H16V3H15ZM31 4H32V2H31ZM31 4H30V5H31ZM46 4H47V3H46ZM46 4H45V5H46ZM48 4H49V3H48ZM48 4H47V5H48ZM57 4H58V3H57ZM78 4H79V3H78ZM78 4H77V5H78ZM80 4H81V3H80ZM89 4H90V3H89ZM89 4H88V5H89ZM111 4H112V3H111ZM111 4H110V7H112V5H113V7L115 6V3H113L112 5H111ZM121 4L124 5L125 3H121ZM151 4H152V2H151ZM157 4H158V2H157ZM157 4H155V6H154V4H152V5L150 6L151 9H152V6H153V8L155 9V7H156ZM238 4H239V3H238ZM238 4H237V6H238ZM254 4H253V7H254ZM6 5H7V4H6ZM9 5H10V4H9ZM9 5H8V6H9ZM26 5H27V4H26ZM32 5H33V4H32ZM32 5H31V7H32ZM37 5H38V4H36L35 6H37ZM43 5H40V6H43ZM53 5H54V4H53ZM122 5H121V6H122ZM130 5H131V4H130ZM147 5H148V4H147ZM149 5H150V4H149ZM158 5H159V4H158ZM164 5H162V7H165ZM184 5H185V4H184ZM210 5H211V4H210ZM214 5H215V4H214ZM240 5H242V2L240 3ZM257 5H258V4H257ZM259 5H260V4H259ZM261 5H262V4H261ZM1 6H2V5H1ZM1 6H0V7H1ZM4 6H5V5H4ZM11 6H14V4L11 5ZM15 6H17V5H15ZM22 6H25V5L23 4ZM75 6H76V5H75ZM93 6H96V5L93 4ZM93 6H92L91 8H92V9H95V8H93ZM99 6H100V3H99ZM99 6H98V7H99ZM106 6H107V5H106ZM106 6H105V7H106ZM119 6H120V4H119ZM137 6H138V5H137ZM137 6H136V7H137ZM176 6H178V5H176ZM176 6H174V7H176ZM204 6H205V5H204ZM211 6H212V5H211ZM221 6H222V4H221ZM26 7H27V6H26ZM28 7H29V6H28ZM43 7H44V6H43ZM79 7H80V5H79ZM89 7H90V5H89ZM98 7H96L97 10H98ZM110 7H109V8H110ZM147 7H148V6H147ZM169 7H170V6H169ZM174 7H172V8H174ZM196 7H197V5H196ZM207 7H208V4H207ZM235 7H236V6H235ZM241 7H242V6H241ZM251 7H252V6H251ZM1 8H2V7H1ZM3 8H4V7H3ZM3 8H2V9H3ZM8 8H9V7H8ZM8 8H7V9H8ZM13 8H14V7H13ZM18 8H19V7H18ZM18 8H16V9H18ZM29 8H30V7H29ZM41 8H42V7H41ZM74 8H75V7H74ZM77 8H78V6H77ZM86 8H87V7H86ZM99 8H102V9H103V8H104V5H103V7L101 6V7H99ZM129 8H130V7H129ZM143 8H145V7L143 6ZM156 8H157V7H156ZM172 8H171V9H172ZM180 8H181V7H179V8L177 7V8H176V11H181ZM209 8H210V7H209ZM215 8H216V7H215ZM228 8H229V6H228ZM230 8H231V7H230ZM233 8H234V7H233ZM238 8H239V7H238ZM242 8H245V5H244V7H242ZM246 8H247V7H246ZM248 8H249V7H248ZM11 9H12V8H11ZM22 9H23V10L25 9V10L28 11V8L26 9V8L22 7ZM22 9H19V10H22ZM31 9H32V8H31ZM35 9H36V8H35ZM39 9H40V8H39ZM79 9H80V8H79ZM113 9H114V8H113ZM126 9H127V8H126ZM134 9H135V8H134ZM171 9H170V10H171ZM177 9H178V10H177ZM194 9H196V8L194 7ZM203 9L205 10L204 7H203ZM217 9H219V7H218ZM239 9H240V8H239ZM249 9L251 10V8H249ZM254 9H256V8H254ZM29 10H30V9H29ZM42 10H43V9H42ZM80 10H82V11H80V13H81V12H83V10H85V9L82 7ZM115 10H116V9H115ZM117 10H118V8H117ZM124 10H125V9H124ZM129 10H131V9H128V11H129ZM187 10H188V8H187ZM227 10H228V9H227ZM230 10H231V9H230ZM234 10H235V9H234ZM236 10H237V8H236ZM241 10H242V9H241ZM260 10H261V6H260L259 11H260ZM1 11H2V10H1ZM6 11H7V10H6ZM8 11H9V10H8ZM27 11H23V12H27ZM32 11H34V10H32ZM32 11H31V12H32ZM40 11H41V10H40ZM88 11H89V10H88ZM93 11H94V10H93ZM112 11H113V10H112ZM126 11H127V10H126ZM128 11H127V12H128ZM147 11L150 12L151 10H150V11H149V10H146V12H147ZM162 11H163V10H162ZM164 11H165V10H164ZM196 11H197V9H196ZM212 11H213V10H212ZM223 11H224V10H223ZM244 11H245V9H244ZM256 11H257V10H256ZM84 12H85V11H84ZM84 12H83V14H84V16H85V13H84ZM105 12H106V11H105ZM109 12H111V11H109ZM117 12H118V11H117ZM154 12H155V11H154ZM191 12H192V11H191ZM191 12H190V13H191ZM194 12H195V11L193 10V15H194ZM221 12H222V10H221ZM226 12H228V11H226ZM236 12H238V11H236ZM239 12H240V10H239ZM29 13H30V12H28L27 14H29ZM75 13L80 14L78 11L75 12ZM89 13H90V12H89ZM93 13L95 14L96 12H93ZM112 13H113V15L111 14V17H112V16L114 17V13H115V12H112ZM119 13H120V12H119ZM150 13H151V12H150ZM150 13H149V14H150ZM171 13H172V12H171ZM174 13L177 14V12H174ZM179 13H180V12H179ZM198 13H199V12H198ZM243 13H244V12H243ZM245 13H246V11H245ZM249 13H250V11H249ZM249 13H248V14H249ZM257 13H258V15H259V12H257ZM257 13H256V14H257ZM6 14L8 15V13H6ZM27 14H26V15H27ZM32 14H33V12H32ZM32 14H31V15H32ZM83 14H82V15H83ZM117 14H118V13H117ZM147 14H148V13H147ZM195 14H196V13H195ZM203 14H204V13H203ZM203 14H201V16H202ZM207 14H208V13H207ZM207 14L205 13L206 17H207L210 13H209L208 15H207ZM214 14H217V13H214ZM219 14H220V13H218V15H219ZM228 14H229V13H228ZM234 14H235V13H234ZM238 14H239V13H238ZM253 14H254V13H253ZM256 14H255L254 16H255V18H256V16H257V19H256V20H258V15H256ZM80 15H81V14H80ZM82 15H81V16H82ZM87 15H89V14H87ZM92 15H93V14H92ZM122 15H125V13L123 12ZM130 15H131V13H130ZM160 15H161V14H160ZM172 15H174V14H172ZM179 15H182V13L179 14ZM212 15H213V14H212ZM212 15H209V17H207V19L210 18V16H212ZM229 15H230V14H229ZM29 16H30V15H29ZM107 16H110V14L107 15ZM119 16H120V15H119ZM145 16H146V15H145ZM147 16H148V15H147ZM149 16H150L149 18H150L151 22L154 21V19H153V20L151 19V15H149ZM152 16H153V15H152ZM163 16H164V15H163ZM195 16H196V15H195ZM216 16H217V15H216ZM226 16H227V15H226ZM226 16H225V17H226ZM237 16H238V15H237ZM250 16H251V15H250ZM250 16H249V17H250ZM6 17H7V16H6ZM27 17H28V15H27ZM89 17H90V15H89ZM123 17H124V16H123ZM154 17H155V15H154ZM154 17H153V18H154ZM160 17H161V16H160ZM164 17H165V16H164ZM181 17H182V16H181ZM181 17H180V18H181ZM219 17H220V16H219ZM219 17H218V18H219ZM242 17H243V15H242ZM242 17H241V20H242ZM260 17H261V16H260ZM82 18H83V17H82ZM82 18H81V20L84 21L85 18H83V19H82ZM87 18H88V17H87ZM106 18H107V17H106ZM136 18H137V15H136ZM138 18H139V17H138ZM146 18H148V17H146ZM146 18H145V19H146ZM156 18H157V17H156ZM177 18H178V17H177ZM194 18H195V17H194ZM202 18H203V16L200 18V20H201ZM211 18H212V17H211ZM211 18H210V19H211ZM229 18H230V16H229ZM30 19H31V18H30ZM74 19H75V18H74ZM79 19H80V18H79ZM107 19H109V21H108L109 26H110V23H111V25H113V24H112V21H111L112 19H111V20H110V18H107ZM113 19H114V18H113ZM117 19H118V18H117ZM120 19H121V18H120ZM128 19H129V17H128ZM165 19H166V18H165ZM170 19H171V18H170ZM181 19H182V18H181ZM195 19H197V18H195ZM198 19H199V18H198ZM210 19H209V20H210ZM225 19H226V18H225ZM225 19H224V20H225ZM227 19H228V18H227ZM233 19H234V18H233ZM243 19H244V18H243ZM245 19L248 20V23H249V19H247V18H245ZM5 20H6V19H5ZM76 20H78V18H76ZM76 20H74V21L76 22ZM86 20H87V19H86ZM86 20H85V21H86ZM118 20H119V19H118ZM129 20H130V19H129ZM135 20H136V19H135ZM155 20H156V19H155ZM228 20H229V19H228ZM246 20H245V21H246ZM113 21L115 22V20H113ZM123 21H124V20H123ZM123 21H121V22H123ZM130 21H131V20H130ZM137 21H138V20H136V23H137ZM158 21L160 22L161 20H158ZM165 21H166V20H165ZM172 21H174V20H172ZM175 21L178 22L177 20H175ZM197 21H198V20H197ZM202 21H203V19H202ZM210 21H212V20H210ZM236 21H237V19H236ZM236 21H235V22H236ZM238 21H239V20H238ZM78 22H79V21H78ZM78 22H77V24H78L79 26L85 25V23H84V24L82 23V25H80L82 21L80 22V24H79ZM114 22H113V23H114ZM118 22H119V21H118ZM145 22H146V21H145ZM151 22H150V23H151ZM159 22H158V24H159ZM166 22H167V21H166ZM204 22H206V20H204ZM220 22H221V21H220ZM220 22H219V23H220ZM225 22H226V21H225ZM225 22H224V23H225ZM243 22H244V21H243ZM259 22H260V20L258 21V23H259ZM123 23H125V21H124ZM123 23H122V25H123ZM128 23H129V22H128ZM132 23H134V21H132ZM150 23H149V24H150ZM153 23H154V22H153ZM184 23H185V22H184ZM231 23H232V21H231ZM248 23H246L245 25H243L244 27H241V29H242L243 32H245L243 29L245 28L246 25H248ZM77 24H76V26H77ZM130 24H131V22H130ZM134 24H135V23H134ZM134 24H133V26H134ZM141 24H143V23H141ZM149 24H147V25L145 24L146 26H148L147 28H149V26H150ZM222 24H223V23H221L220 25H222ZM235 24H239V23L236 22ZM241 24H242V22H241ZM249 24H250V23H249ZM259 24H261V23H259ZM0 25H1V24H0ZM114 25H115V24H114ZM114 25H113V26H114ZM126 25H128V24L126 23ZM131 25H132V24H131ZM151 25H152V24H151ZM159 25H161V24H159ZM163 25H164V23H163ZM163 25H162V26H163ZM186 25H187V24H185V26H186ZM188 25H189V24H188ZM195 25H197V22L195 23ZM215 25H217V24H215ZM218 25H219V24H218ZM227 25H228V24H227ZM256 25H257V24L255 23V26H256ZM73 26H74V25H73ZM79 26H77V27H79ZM109 26L107 25V26H105V27H109ZM118 26H119V25H118ZM143 26H144V25H143ZM153 26H154V25H153ZM164 26H165V25H164ZM225 26H226V24H225ZM232 26H233V23H232ZM260 26H261V25H260ZM22 27H23V25H22ZM71 27H72V26H71ZM77 27H76V28H77ZM83 27H84V26H82V27H80V28L83 29ZM173 27L175 28L174 25H173ZM176 27H177V26H176ZM186 27H187V26H186ZM186 27H185V28H186ZM191 27H192V26H191ZM201 27H202V26H201ZM201 27H200V29H199L200 31H201ZM206 27L208 28V26H206ZM222 27H223V26H222ZM222 27H220V28H222ZM227 27H228V26H227ZM227 27H226V29H224V30H226L225 33H227V29H228ZM235 27H236V26H235ZM235 27H233V28H235ZM252 27H253V26H252ZM12 28H13V30H15L14 27H12ZM109 28H110V27H109ZM112 28L114 29V27H112ZM124 28H125V27H124ZM124 28L121 26V29H122V30H123ZM127 28H129V26H128ZM133 28H134V27H133ZM147 28H146V29H147ZM185 28H183V29H185ZM211 28H212V27H211ZM215 28H216V27H215ZM215 28H213V29H215ZM220 28H219V30H220ZM223 28H224V27H223ZM229 28H230V27H229ZM238 28H239V27H238ZM258 28H260V27H258ZM9 29H10V28H9ZM23 29H24V27H23ZM73 29H74V28H72V30H73ZM110 29H111V28H110ZM110 29H108V30H110ZM117 29H118V28H117ZM131 29H132V28H131ZM151 29H152V27H151ZM160 29H161V28H160ZM169 29H170V28H169ZM253 29H254V28H253ZM253 29L250 28V33L253 31ZM255 29H256V28H255ZM10 30H11V29H10ZM124 30H125V29H124ZM164 30H165V29H164ZM174 30H175V29H174ZM176 30H177V28H176ZM186 30H187V29H186ZM189 30H191V28H190ZM224 30H223V31H224ZM229 30H230V29H229ZM234 30H235V29H234ZM251 30H252V31H251ZM11 31H12V30H11ZM20 31H21V29H20ZM113 31H114V30H113ZM118 31H119V30H118ZM125 31H127V30H125ZM125 31H124V32H125ZM148 31H149V29H148ZM236 31H237V30H236ZM248 31H249V30H247L246 32H248ZM256 31H259V30L256 29ZM256 31H255V32H256ZM13 32H14V31H13ZM23 32H24V31H23ZM23 32L21 31V33H23ZM105 32H106V30H105ZM110 32H111V30L109 31V33L107 32V33L109 34V36H110ZM127 32H129V31H127ZM127 32H126V35H127ZM166 32H167V31H166ZM206 32H208V31H206ZM210 32H211V31H210ZM220 32H221V31H220ZM220 32H219V33H220ZM231 32H232V31H231ZM253 32H254V31H253ZM182 33H183V32H182ZM185 33H186V32H185ZM201 33H202V32H201ZM201 33H200V34H201ZM211 33H212V32H211ZM217 33H218V32H217ZM217 33H216V35H218ZM229 33H230V31H229ZM256 33H257V32H256ZM258 33H262V31H261V32H258ZM258 33H257L256 35H258ZM12 34H13V33H12ZM112 34H113V33H112ZM112 34H111V35H112ZM130 34H131V33H130ZM137 34H138V33H137ZM187 34H188V32H187ZM207 34H208V33H207ZM220 34H221V33H220ZM222 34H223V33H222ZM230 34H231V33H230ZM240 34H241V33H240ZM248 34H249V33H248ZM251 34H252V33H251ZM155 35H156V38L154 37V39L156 40L158 37H157V34H155ZM202 35H204V33H203ZM212 35H213V33H212ZM212 35H211V36H212ZM214 35H215V34H214ZM214 35H213V36H214ZM216 35H215V36H216ZM235 35H236V34H235ZM246 35H247V33H246ZM249 35H250V34H249ZM256 35H255V37H257ZM19 36H20V35H19ZM138 36H139V35H138ZM158 36H159V35H158ZM164 36H165V35H164ZM205 36H206V35H205ZM244 36H245V35H244ZM244 36H240V37H243V38H244ZM250 36H251V35H250ZM250 36H249V37H250ZM253 36H254V34H253ZM15 37H16V36H15ZM110 37H111V36H110ZM110 37H109V38H110ZM128 37H129V35H128ZM176 37H178V36H176ZM176 37H175V38H176ZM191 37H193V36H191ZM207 37H208V35H207ZM207 37H206V38H207ZM209 37H210V35H209ZM224 37H225V36H224ZM224 37H223V38H224ZM226 37H228L227 34H226ZM229 37H230V36H229ZM260 37H261V36L259 35V39H258L259 42H260ZM263 37H264V35H263ZM105 38H106V37H105ZM109 38H106V39L109 40ZM134 38H135V37H134ZM139 38H140V36L137 38V43H139V42H138V39H139ZM196 38H197V36H196ZM215 38L217 39V38H219V37L216 36ZM215 38L213 37V39L211 38V40H212V41H213V40H216ZM230 38H231V37H230ZM232 38H233V37H232ZM16 39H17V38H16ZM110 39H111V38H110ZM176 39H177V38H176ZM178 39H179V38H178ZM183 39L185 40L186 37L183 38ZM191 39H192V38H191ZM191 39H190V40H191ZM219 39L221 40V38H219ZM227 39H228V38H226V40H227ZM239 39H240V38H239ZM245 39H246V38H245ZM251 39H255V40H256V38H251ZM13 40H15V39L13 38ZM143 40H144V38H143ZM179 40H180V39H179ZM184 40H183V41H184ZM190 40H189V42H187V44H188V43L190 44ZM196 40H197V39H196ZM200 40H201V39H200ZM211 40H210V42L212 43ZM226 40H225V41H226ZM231 40H232V39H231ZM240 40H241V39H240ZM261 40H262V39H261ZM263 40H264V39H263ZM263 40H262V41H263ZM19 41H20V40H19ZM146 41H148V40L146 39ZM161 41H162V40H161ZM161 41H160V42H161ZM165 41H166V40H165ZM187 41H188V40H187ZM208 41H209V40H208ZM222 41H223V40H222ZM15 42H16V41H14V43H15ZM156 42H157V40H156ZM178 42H179V41L176 40L175 43L178 44ZM181 42H182V38H181V40H180V43H181ZM191 42H192V41H191ZM215 42H216V41H215ZM226 42L228 43V42H229V39H228V41H226ZM235 42H236V41H235ZM248 42H249V41H248ZM263 42H264V41H263ZM263 42H262V43L260 42L261 44H258V46L262 45ZM14 43H13V45H14ZM148 43H149V42H148ZM154 43H155V41H154ZM154 43H153V44H154ZM180 43H179V44H180ZM192 43H193V42H192ZM211 43H210V44H211ZM217 43H218V42H217ZM230 43H231V41H230ZM135 44H136V43H135ZM153 44H152V47H153ZM177 44H175V46H176ZM179 44H178V45H179ZM187 44H186V45H187ZM212 44H213V43H212ZM212 44H211V46H213L215 43H214L213 45H212ZM223 44H224V43H223ZM223 44H222V45H223ZM233 44H234V43H233ZM233 44H232V45L229 44V45H231V48L234 46ZM236 44H237V42H236ZM236 44H235V46H236ZM240 44H241V43H240ZM248 44H249V43H248ZM17 45H18V44H16V46H17ZM137 45H138V44H137ZM178 45H177L176 47H179ZM180 45H181V44H180ZM191 45H192V44H191ZM222 45H221V46H222ZM242 45H243V44H241V46H242ZM253 45H254V43H253ZM255 45H256V44H255ZM14 46H15V45H14ZM138 46H139V45H138ZM181 46H182V45H181ZM214 46H215V45H214ZM214 46H213V48H214ZM218 46H219V45H218ZM224 46H225V44H224ZM135 47H136V45H135ZM148 47H149V46H148ZM199 47H201V46H199ZM225 47H226V46H225ZM228 47H230V46H228ZM228 47H227V48H228ZM239 47H240V46H239ZM239 47H238V48H239ZM245 47H246V46H245ZM260 47H261V46H260ZM262 47H263V46H262ZM16 48H17V47H16ZM140 48H142V47H140ZM140 48L138 47L139 51H140ZM185 48H186V47H185ZM185 48H183V49H184L185 51H188V50H186ZM227 48H226L225 50L230 54L232 50L230 51V50L227 49ZM252 48H253V47H251V49H250L251 51H250V52L244 50V51H246V55H245V57L247 58V59H246V62H247V66H248V65H252V66H254L255 68H257L258 61H259L260 63H261L262 61H261V60H256V58H257V57H256V50L258 49V47H257V49H256V46H254L253 49H252ZM148 49H149V48H148ZM183 49H182V50H183ZM187 49H189V48L187 47ZM193 49H194V48H193ZM196 49H197V47H196ZM198 49H199V48H198ZM244 49H248V48H244ZM259 49H260V48H259ZM259 49H258L257 51H259ZM262 49H263V48H262ZM262 49H261V50H262ZM136 50H137V49H136ZM143 50H144V49H143ZM151 50H153V48H152ZM182 50H181V51H182ZM214 50H216V52H217V49H216V48H215ZM228 50H229V51H228ZM139 51H136V52H139ZM173 51H174V50H173ZM181 51H180V52H181ZM196 51H197V50H196ZM196 51H195V52H196ZM212 51H213V50H212ZM221 51H222V50H221ZM233 51H234V50H233ZM136 52H135V53H136ZM142 52H143V51H142ZM147 52H148V50H147ZM188 52H189V51H188ZM188 52H186V53H188ZM248 52H249V53H248ZM143 53H144V52H143ZM184 53H185V52H184ZM186 53H185L184 55H186ZM192 53H193V52H192ZM213 53H214V51H213ZM238 53H239V49H238ZM181 54H183V53H181ZM204 54H205V52H204ZM210 54H211V53H210ZM214 54H215V53H214ZM229 54H228V55H229ZM235 54H236V53H235ZM235 54H234V56H235ZM147 55H148V54H147ZM147 55H146V57H147ZM190 55H191V54L189 53V56H190ZM192 55H194V53H193ZM192 55H191V58H192ZM223 55H224V54H223ZM223 55H222V56H223ZM230 55H231V54H230ZM230 55H229V56H230ZM232 55H233V54H232ZM232 55H231V56H232ZM241 55H242V54H241ZM241 55H240V56H241ZM243 55H244V54H243ZM143 56H144V55H143ZM143 56H142V57H143ZM189 56H188V57H189ZM215 56H216V55H215ZM217 56H218V53H217ZM217 56H216V59H217ZM262 56H263V54L261 55V57H262ZM135 57H136V54H135ZM137 57H139V56H137ZM185 57L188 58L187 56H185ZM203 57H204V56H203ZM212 57H213V55H212ZM227 57H228V56H227ZM144 58H145V57H144ZM148 58H149V57H148ZM148 58H147V59H148ZM195 58H196V56H195ZM201 58H202V57H201ZM262 58H263V57H262ZM140 59H141V57H140ZM182 59H183V58H182ZM206 59H207V58H206ZM212 59H213V58H212ZM229 59H231V58H228V60H229ZM233 59H234V58H233ZM242 59H243V58H242ZM257 59H258V58H257ZM143 60H144V59H143ZM180 60H181V59H180ZM184 60H185V59H183L182 61H184ZM193 60H194V59H193ZM208 60H209V58H208ZM223 60H224V59H223ZM223 60H222V61H223ZM138 61H139V64H140L141 62H140L139 58H138ZM182 61H180L181 64H182ZM187 61H188V59H187ZM204 61H205V60H204ZM210 61H211V60H210ZM215 61L217 62V60H215ZM222 61H221V62H222ZM224 61H225V60H224ZM241 61H242V60H241ZM189 62H190V60H189ZM212 62H213V61H211V63H212ZM216 62H214V63H215V66H216V64H218V63H216ZM238 62H239V61H238ZM244 62H245V61H243L242 64H243ZM246 62H245V63H246ZM147 63H148V61H147ZM147 63H145V64H147ZM203 63H204V62H203ZM211 63H210V64H211ZM229 63H230V62H229ZM231 63H232V62H231ZM260 63H259V64H260ZM141 64H143V63H141ZM194 64H196V63H193V66H194ZM200 64H202V62H201ZM212 64H213V63H212ZM212 64H211V67H212ZM219 64H220V63H219ZM222 64H223V65H221V68H222L223 66L225 67V65H226V61L223 62ZM224 64H225V65H224ZM240 64H241V63H240ZM184 65H185V64H184ZM188 65H190V64H188ZM205 65H207V62H206ZM261 65H262V64H261ZM185 66H186V65H185ZM218 66H219V65H218ZM228 66H229V65H228ZM228 66H227V67H228ZM233 66H234V65H233ZM237 66H239V64H238ZM188 67H189V66H188ZM191 67H192V66H191ZM191 67H190V68H191ZM211 67H210V68H211ZM227 67H226V69H224V70H227V69L229 68V67H228V68H227ZM230 67H231V66H230ZM235 67H236V66H235ZM259 67H260V65H259ZM263 67H264V66H263ZM142 68H143V67H142ZM202 68H203V67H202ZM247 68H248V67H247ZM144 69H145V68H144ZM144 69H143V70H144ZM214 69H216V71H219V73H221L219 67H218L219 70H218L217 68H214ZM238 69H239V68H238ZM238 69H237V70H238ZM250 69H251V67H250ZM253 69H254V68L252 67V70H253ZM257 69H258V68H257ZM259 69H261V71H262L263 68H259ZM199 70H200V69H199ZM199 70H198V71H199ZM203 70H205V69H203ZM221 70H222V69H221ZM231 70H232V69H231ZM263 70H264V69H263ZM206 71H207V70H206ZM229 71H230V70H229ZM238 71H239V70H238ZM238 71H237V72H238ZM246 71H247V70H246ZM253 71H254V70H253ZM144 72H145V71H144ZM147 72H148V71H146V73H147ZM210 72H212V71H210ZM223 72H224V71H223ZM233 72H234V71H233ZM163 73H164V72H163ZM166 73H167V71L164 73L165 75L163 74V75H164L163 78H166ZM184 73H185V72H184ZM192 73H194V69H193V72H192ZM259 73H260V72H259ZM148 74H149V72H148ZM148 74H146V75H147L148 78H149V75H148ZM185 74H186V73H185ZM205 74H206V72H205ZM223 74H225V73H222V75H223ZM233 74L236 75L235 72H234ZM233 74H232V76H233ZM245 74H246V73H245ZM245 74H244V75H245ZM248 74H249V73H248ZM250 74H251V73H250ZM250 74H249V75H250ZM261 74H263V71L261 72ZM176 75H177V73H176ZM207 75H208V74H207ZM227 75H228V74H227ZM227 75L224 76V77H225V78H224L225 81H228V80L226 79V76H227ZM254 75H255V74H254ZM254 75H253V77H254ZM258 75H259V74H258ZM258 75H257V77H259ZM153 76H154V75H153ZM185 76H187V74L184 75V77H185ZM191 76H192V74H191ZM217 76H218V75H217ZM217 76L214 75V77H211V81H210V82H212V80H214V79H212V78H216V79H217V78H218ZM263 76H264V75H263ZM150 77H151V74H150ZM154 77H155V76H154ZM192 77H193V76H192ZM227 77H228V76H227ZM233 77H234V76H233ZM236 77H238V76H236ZM244 77H245V76H244ZM250 77H251V76H250ZM151 78H153V77H151ZM155 78H156V77H155ZM155 78H154V79H155ZM176 78H177V77H176ZM176 78H175V79H176ZM195 78H196V77H195ZM195 78H193V80H194ZM197 78H198V77H197ZM219 78H221V77H219ZM248 78H249V77H248ZM248 78H247V79H248ZM260 78H264V77H262V75H261ZM149 79H150V78H149ZM159 79H160V82L163 81V79H162V81H161V77H160ZM183 79L186 80V77L183 78ZM238 79H240V77H239ZM241 79H242V78H241ZM244 79H245V78H244ZM185 80H184V81H185ZM203 80H204V79L202 78V81H203ZM220 80H221V79H220ZM249 80H250V79H249ZM157 81H158V79L156 80V82H157ZM174 81L176 82V80H174ZM207 81H208V80H207ZM231 81H232V80H231ZM231 81L229 80L228 82H230V84H231ZM234 81H236V79H235V80L233 79V82H234ZM240 81H241V80H240ZM256 81H257V80H256ZM262 81H263V80H262ZM185 82H186V81H185ZM185 82H184V83H185ZM195 82H196V80H195ZM203 82H204V81H203ZM216 82H217V80H216ZM247 82H248V81H247ZM254 82H255V81H254ZM258 82H259V80H258ZM171 83H172V82H171ZM178 83H179V82H178ZM184 83H183V84H184ZM205 83H208V82H205ZM205 83H204V84H205ZM234 83H235V82H234ZM238 83H239V82H238ZM245 83H246V82H245ZM248 83H249V82H248ZM155 84H156V83H155ZM157 84H159V83L157 82ZM180 84H181V82H180ZM195 84H196V83H195ZM201 84H202V83H201ZM201 84H200V85H201ZM204 84H203L202 87H204ZM211 84H212V83H211ZM250 84H251V86H253V88H251V89H257V90H258V87H257V88H254V85H252V84H254V83H251V82H250ZM256 84H258V83L256 82ZM209 85H210V84H209ZM213 85H214V84H213ZM231 85H232V84H231ZM259 85H260V84H259ZM259 85H258V86H259ZM261 85H262V84H261ZM181 86H182V85H181ZM197 86H198V85H197ZM210 86H211V85H210ZM237 86H239V85L237 84ZM251 86L248 85V87H247V85H246L245 87L249 88V87H251ZM186 87H187V86H186ZM202 87H201V88H202ZM226 87H227V86H226ZM233 87H235V86L233 85L232 87L230 86L229 88H233ZM261 87H263V85H262ZM261 87H259V88L261 89ZM183 88H184V87H183ZM183 88L181 87V89H179V90L182 91ZM208 88H209V87H207V90H208ZM213 88H214V86H213ZM220 88H221V87H220ZM237 88H239V87H237ZM237 88H236V89H237ZM247 88L245 89V91L248 90ZM156 89H158V87H157ZM156 89L154 88L155 91H157ZM160 89H161V88H160ZM191 89H192V88H191ZM191 89L189 88V92L192 91ZM209 89H210V88H209ZM241 89H242V88H241ZM185 90H186V89H185ZM194 90H197V87L194 86ZM205 90H206V89H205ZM218 90H219V88H218ZM222 90H223V89H222ZM239 90H240V89H239ZM261 90H262V89H261ZM261 90H260V91H261ZM187 91H188V90H187ZM240 91L244 92L243 90H240ZM249 91H250V88H249ZM253 91H254V90H253ZM185 92H186V91H185ZM193 92H194V91H193ZM238 92H239V91H238ZM238 92H237V93H238ZM254 92H255V91H254ZM254 92H253V93H254ZM157 93H158V92H157ZM183 93H184V92H183ZM204 93L207 94V92H204ZM218 93H219V91H217V95H218ZM223 93H224V92H223ZM225 93H226V92H225ZM231 93H232V92H231ZM234 93H235V92H234ZM245 93H246V92H245ZM250 93H251V92H250ZM250 93L248 92V95H249ZM255 93L261 94V93H259V92H255ZM187 94H188V93H187ZM189 94H190V93H189ZM193 94L196 95V93H193ZM243 94H244V93H243ZM258 94H257V95H258ZM208 95H211V94H208ZM215 95H216V94H215ZM230 95H231V94H230ZM261 95L263 96L264 94H261ZM234 96H235V95H234ZM239 96L241 97V95H239ZM194 97H195V96H194ZM194 97H193V99H194ZM201 97H203V96H201ZM247 97H248V96H247ZM247 97H242V98L246 99ZM86 98H87V97H86ZM88 98H89V97H88ZM198 98H199V97H198ZM242 98H241V99H242ZM250 98H251V97H250ZM255 98H256V96H255ZM262 98H263V97H262ZM208 99H209V96H208ZM237 99H238V98H237ZM194 100H195V99H194ZM247 100H248V99H247ZM258 100H261V98L258 99ZM210 101H211V100H210ZM242 101H243V99H242ZM260 102H261V101H260ZM263 102H264V101H263ZM102 103H103V102H102ZM233 103H235V104L237 105L236 102H233ZM241 103H243V102H241ZM241 103H239V104H241ZM222 104H223V103H222ZM252 104H253V103H252ZM256 104H257V103H256ZM256 104H255V105H256ZM102 105L104 106L105 104L103 103ZM250 105H251V104H250ZM238 106H239V105H238ZM238 106H237V107H238ZM253 106H254V105H253ZM257 106H259V102H258V105H257ZM260 106H262V105H260ZM263 106H264V105H263ZM222 107H224V106H222ZM234 107H235V106H234ZM237 107H236V108H237ZM240 107H241V105H240ZM244 107H245V106H244ZM251 107H252V106H251ZM220 108H221V106H219V109H220ZM259 108H260V107H259ZM259 108H258V109H259ZM116 109H117V108H116ZM116 109H115V107H114V110H116ZM217 109H218V108H217ZM219 109H218V110H219ZM234 109H235V108H234ZM112 110H113V109H112ZM114 110H113V113H114V112H117V111H114ZM118 110H119V109H118ZM222 110H223V109H222ZM222 110H219V111L223 112ZM235 110H236V109H235ZM261 110H262V109H261ZM263 110H264V109H263ZM240 111H242V110H240ZM233 112H234V111H233ZM117 113H118V112H117ZM117 113H115V114H117ZM245 113H247V111H246ZM245 113H243V114H245ZM232 114H233V113H232ZM238 114H239V113H237V114H235V115L238 116ZM243 114H242V115H243ZM235 115H234V117H235ZM237 116H236V117H237ZM253 116H254L256 119H260V120L264 121V113H263V111H259V110L257 111L255 107H254V109H253V107H252V110H251V113H250V117L252 118ZM240 117H241V115H240ZM224 118H225V117H224ZM242 118H243V117H242ZM242 118H241V120H242ZM255 118H254V119H255ZM223 120H224V119H223ZM223 120H221V121H223ZM249 120H250V119H249ZM260 120H259V121H260ZM237 121H238V123H240L239 118L237 119ZM237 121H236V122H237ZM242 121H243V120H242ZM242 121H241V122H242ZM245 121H246V120H245ZM250 121H251V120H250ZM223 122H224V121H223ZM252 122L254 123V120H253ZM219 123H221V122H219ZM230 123H231V122H230ZM238 123H236V124L238 125ZM247 123L250 124L248 121H247ZM260 123H261V122H260ZM227 124H228V123H227ZM251 124H252V123H251ZM255 124H256V123H255ZM262 124H263V122H262ZM223 125H224V124H223ZM225 125H226V124H225ZM230 125H231V124H230ZM252 125H253V124H252ZM252 125H251V127H252ZM263 125H264V124H263ZM221 126H222V124H221ZM234 126H235V125H234ZM256 126H258V124H257ZM215 127H216V126H215ZM224 127H225V126H224ZM236 127H238V126H236ZM236 127H235V129H236ZM246 127H247V125H246ZM244 128H245V127H244ZM253 128H254V127H253ZM259 128H260V126H259ZM262 128H263V127H262ZM224 129H225V128H223L222 130H224ZM232 129H233V128H232ZM250 129L252 130V128H250ZM254 129H255V128H254ZM254 129H253V130H254ZM218 130L220 131L219 128H218ZM244 130H245V129H244ZM256 130H257V128H256ZM256 130H254V132H255ZM259 130H260V129H259ZM259 130H258V131H259ZM219 131H217V134H219V136H220V133H221V134H223V133H222V132L218 133ZM229 131H230V130H229ZM231 131H234V130H231ZM245 131H246V130H245ZM249 131H250V130H249ZM258 131H257V132H258ZM235 132H236V131H235ZM235 132H233V133H235ZM250 132H251V131H250ZM215 133H216V132H215ZM226 133H227V131H226ZM226 133H225V131H224V135H225ZM233 133H232V134H233ZM252 133H253V131H252ZM252 133H250V134H252ZM217 134H215V135L213 134V135L216 136ZM259 134H260V133H259ZM261 134H262V130H261ZM230 135H231V132H230L227 136H229V138H230ZM235 135H238V134H235ZM235 135L233 134V136H235ZM239 135H240V134H239ZM245 135H246V134H245ZM252 135H253V134H252ZM252 135H251V136H252ZM254 135H255V133H254ZM233 136H232V139H233ZM255 136H257V135H255ZM255 136H254V137H255ZM235 137H236V136H235ZM241 137H243V136H241ZM241 137H240V140H242ZM244 137H245V136H244ZM247 137H248V136H247ZM247 137H246V138H247ZM249 137H250V136H249ZM262 137H264V136L262 135ZM220 138H222V137H220ZM220 138L218 137V140H219ZM259 138H261V136H260ZM83 139H85V137H84ZM88 139H89V138H88ZM90 139H91V138H90ZM230 139H231V138H230ZM247 139L249 140V138H247ZM256 139H258V136H257ZM60 140H61V138H60ZM85 140H86V139H85ZM85 140H83L84 143H85ZM238 140H239V139H238ZM240 140H239V141H240ZM250 140H251V139H250ZM260 140H261V139H260ZM260 140H259V142L261 143ZM262 140H263V139H262ZM86 141H88V140H86ZM215 142L218 143L217 141H215ZM228 142H229V141H228ZM235 142H236V141H235ZM240 142H241V141H240ZM249 142H250V141H249ZM221 143H222V142H221ZM231 143H232V142H231ZM245 143H246V142H245ZM229 144H230V143H229ZM229 144H228V146H229ZM238 144H239V143H238ZM238 144H237V146H238ZM240 144H244V143L241 142ZM249 144H250V143H249ZM252 144H253V143H252ZM257 144H258V143H257ZM85 145H86V144H85ZM246 145L248 146L247 143H246ZM254 145H255V144H253V146H254ZM225 146L227 147V144H226ZM241 146H242V145H241ZM247 146H245V147H247ZM259 146H260V145H259ZM263 146H264V145H263ZM238 147H239V146H238ZM238 147H237V148H238ZM242 147H243V146H242ZM242 147H240L241 150L243 149ZM256 147H258V146L256 145ZM256 147H255V148H256ZM229 148H230V147H229ZM235 148H236V146H235ZM235 148H234V149H235ZM240 148H239V149H240ZM255 148H254V149H255ZM259 148H260V147H259ZM246 149L248 150V148H246ZM250 149H251V148H250ZM250 149H249V153H250V151H251ZM252 149H253V148H252ZM256 149H257V148H256ZM262 149H263V148H262ZM233 151H235V153H236V151H238V149H237V150L235 149V150H233ZM239 151H240V150H239ZM61 152H62V151H61ZM165 152H166V151H164V153H165ZM240 152H241V151H240ZM235 153H234V154H235ZM245 153H246V152H245ZM245 153H244V154H245ZM261 153L264 154V152H262L260 149L254 151V152H251L250 155L253 157V159H252V162H253V163H252V162L249 163V164H251V168H249V166H248V169H249V170H248L247 172H241V171H243V170H240V171L238 170L239 172L237 171L238 174H237L235 177H233L234 174L230 175V178H231L232 180H233L234 178H236V179H234V180H236V183H237V180H238V182L244 180V181H245V182L243 181L244 183H246V181H247V182H250V181H251V182H252V181L254 182L255 189H254V191H252V190H253V186H251V187H250V190H251V188H252L251 192H253V194L256 195V198L253 199V205H254V210H253V211H254V215H255L256 217H258V219H263V218H264V217H263L264 215L261 214V210H262V209L260 208V205L258 206V209H257V203H259V202H258V199H261L262 197H264V170H261V169L259 168V166H258V165H259V164H258V159H259V156L261 155ZM60 154H61V153H60ZM236 154H237V153H236ZM239 154H241V153H239ZM245 155H247V153H246ZM27 156H29V155H27ZM251 156H250V157H251ZM262 156H263V155H262ZM29 157H30V156H29ZM29 157H28V158H29ZM240 157L242 158V156H240ZM245 157H247V156H245ZM26 158H27V157H26ZM26 158H25V160H26ZM81 158H82V157H81ZM241 158H240V159H241ZM30 159H31V158L27 159L26 162L28 163V161H29ZM240 159H238L237 155L235 156L234 161L236 160V164H238L237 160L239 161ZM243 159H244V156H243ZM243 159H241V160H243ZM249 159H250V158H249ZM25 160H24V161H25ZM241 160H240V161H241ZM30 161H31V160H30ZM55 161H56V160H55ZM230 161H233V159H231ZM234 161H233V162H234ZM246 161H247V159H246ZM241 162H242V165H243L244 162H243V161H241ZM263 162H264V161H263ZM263 162H262V164H263ZM30 163H31V162H29V164H30ZM56 163L59 164L60 161H59V162H56ZM239 163H240V162H239ZM57 164H56V165H57ZM27 165H28V164H27ZM27 165H25V163H24V168H25V169H24V172H25V173H26V171H27L26 169L28 168ZM56 165L52 164V166H56ZM26 166H27V168H26ZM57 166H59V165H57ZM57 166H56V167H57ZM238 166H239V164L236 165V166H234V167H238ZM240 166H241V164H240ZM245 166H246V165H245ZM245 166H244V168H245ZM262 166H264V164H263ZM59 167H60V166H59ZM231 167H232V163H231ZM62 168H64V166H63V167L61 166L60 168H57V169H58L57 171L59 172V169H60V175L62 174L64 177H65V176L68 177L67 175H69V173L66 172V170H65V169H62ZM240 168H241V167H240ZM242 168H243V167H242ZM29 169H30V167H29ZM29 169H28V173H31V171L33 172V170L30 169V170H31V171H30ZM53 169H54V167H53ZM55 169H56V168H55ZM55 169H54V170H55ZM61 169H62L64 172H66V173H64L63 171H61ZM82 169H83V168H82ZM82 169L80 170L81 173H83V172H82V171H83ZM230 169H231V168H230ZM237 169H239V168H237ZM251 169H254V171H252ZM0 170H1V169H0ZM2 170H3V169H2ZM25 170H26V171H25ZM226 170H229V169H226V168H225V171H226ZM234 170H235V169H234ZM256 170H257V172H256ZM229 171H230V170H229ZM55 172H56V170H55ZM58 172H57V173H58ZM84 172H85V171H84ZM235 172H236V171H234L233 173H235ZM255 172H256V173H255ZM34 173H35V171H34ZM34 173H32V174H33V178L30 177L31 179H34V176H35ZM52 173H53V171H52ZM112 173H113V172H112ZM0 174H1V171H0ZM3 174H5V172H3ZM23 174H24V173H23ZM37 174H38V176H37ZM37 174H36V176H35L36 178L40 176L39 173H37ZM256 174H257V175H256ZM1 175H2V174H1ZM6 175H7V174H6ZM6 175H5V176H6ZM52 175L55 176V174H52ZM57 175H59V173H58ZM62 175H61L60 177L63 178ZM93 175H94V174H93ZM93 175H92V176H93ZM223 175H224V174H223ZM8 176H9V175H7L6 177H8ZM21 176H22V175H21ZM41 176H42V175H41ZM82 176H84V177L86 178V180L88 179V178L86 177V175H82ZM23 177H26V178H27V173H26V176L24 175ZM51 177H52V176H51ZM84 177H83V179H85ZM36 178H35V180H36ZM41 178H42V177H41ZM56 178H57V176H56ZM24 179H25V178H24ZM43 179H45V178H43ZM81 179H82V178H81ZM231 179H230V180H231ZM7 180H8V179H7ZM25 180H27V179H25ZM28 180L30 181V179H28ZM58 180H59V179H58ZM58 180H57V181H58ZM86 180H84V181H86ZM4 181H5V180H4ZM18 181L21 182L20 179H19ZM31 181H32V180H31ZM33 181H34V180H33ZM60 181H61V178H60ZM60 181H59V182H60ZM62 181H63V180H62ZM62 181H61V182H62ZM66 181H67V180H66ZM90 181H92V180H90ZM93 181H95V179H94ZM12 182H14L15 185H16V180H15V181L12 180ZM12 182H10V185H11ZM35 182L37 183L36 185L38 186V182H39V181H35ZM53 182H56V179H55V181H53ZM61 182H60V185H61V186H59L58 184H56L58 187H57V188H56V187H52L51 189H55V191H56V190H58V188H63V187H62L63 185L61 184ZM63 182H64V181H63ZM68 182H69V180H68ZM78 182H79V180H78ZM228 182H229V181H228ZM230 182H232V181H230ZM0 183H1V182H0ZM33 183H34V182H33ZM83 183H84V182H82V185H83ZM85 183H86V182H85ZM85 183H84V184H85ZM91 183H92V182H91ZM91 183H89V184H91ZM95 183H97V182H95ZM95 183H93V184L95 185ZM3 184H4V182H3ZM19 184H22V183H19ZM48 184H50V182H48L47 185H48ZM52 184H53V183H52ZM65 184H66V183H65ZM65 184H64V185H65ZM69 184H71V182H70ZM75 184H76V183H75ZM87 184H88V183H87ZM248 184H249V183H248ZM1 185H2V184H1ZM1 185H0V186H1ZM22 185H23V184H22ZM24 185H25V183H24ZM27 185H28V184H27ZM29 185L31 186V183H30ZM33 185L35 186V184H33ZM42 185H43V183H42ZM56 185H53V186H56ZM96 185H97V184H96ZM242 185H243V184H242ZM37 186H36V188H37ZM49 186H50V185H49ZM66 186H67V185H66ZM66 186H65V187H66ZM84 186H85V185H84ZM236 186H238V188H239V189H238V192H239V190H240V191L242 190V189L240 188L241 186H240L239 183H238ZM246 186H248V185H246ZM28 187H29V186H28ZM42 187H43V186H42ZM42 187H41V185H40V188H41V189H42ZM50 187H51V186H50ZM50 187H48V189H50ZM76 187H77V186H76ZM92 187H93V185H92ZM95 187H96V186H95ZM97 187H98V186H97ZM26 188H27V187L25 186V189H26ZM45 188H46V187H45ZM70 188H71V187H70ZM77 188H78V187H77ZM84 188L87 189L88 186H86V187H84ZM246 188H247V187H246ZM248 188H249V187H248ZM3 189H4V188H3ZM9 189H10V186H9L8 190H9ZM17 189L19 190L20 187L18 188L17 185H16V189H15V187H14V190H17ZM25 189H24V192H23V193L25 194V196H24V194L22 193L24 197H26L27 194L30 193V191H29L30 188H29L28 190L26 189V191L29 192V193L27 192V194L25 193V192H26ZM31 189L33 190V188H31ZM31 189H30V190H31ZM51 189H50V190H51ZM72 189H74V188H72ZM92 189H93V188H92ZM102 189H104V187H102L101 190H102ZM105 189H106V188H105ZM105 189L103 190L104 192L102 191L103 193L107 192V191H105ZM236 189H237V188H236ZM236 189H235V190H236ZM34 190H35V189H34ZM34 190L31 191V192L35 194L36 191H34ZM37 190H38V189H37ZM63 190H64V188H63ZM69 190L71 191V189H69ZM94 190H95V188H94ZM94 190H92V191H94ZM1 191H2V190H1ZM21 191H22V189H21ZM51 191H52V190H51ZM72 191H74V190H72ZM75 191H76V190H75ZM75 191H74V192H75ZM95 191H96V190H95ZM95 191H94V192H95ZM248 191H249V190H248ZM5 192H6V191H5ZM7 192H8V191H7ZM17 192H18V191H17ZM39 192H40V191H39ZM41 192H42V191H41ZM47 192H48V191H47ZM64 192H65V191H64ZM67 192H68V193H72V192H69V191H67ZM76 192H78V191H76ZM76 192H75V193H76ZM94 192H93V195H94ZM102 192H101V194H102ZM238 192H237V193H238ZM249 192H250V191H249ZM2 193H3V192H2ZM11 193H12V195L14 196L13 193L16 194V191H13V190H12ZM37 193H38V192H37ZM37 193H36V194H37ZM48 193H49V192H48ZM50 193H51V194L53 193V194H52V196H53V195H54V190H53L52 192H50ZM75 193H74V194H75ZM81 193H82V195L77 193L79 196H78L77 194H75V195H77V199L80 197V195H81V197L84 195V194H83V190H81ZM89 193L92 194V192H89ZM107 193H108V192H107ZM237 193H236V195H237ZM241 193H242V192H241ZM3 194H4V193H3ZM3 194L1 195L2 197H3ZM18 194H19V193H18ZM20 194H21V192H20ZM39 194H42V193H39ZM56 194H57V193H56ZM56 194H55V195H56ZM58 194H59V193H58ZM66 194H67V193H65V195H66ZM74 194H73V195H74ZM98 194L101 195L99 192H98ZM98 194H96V195L98 196ZM239 194H240V193H239ZM239 194H238V195H239ZM245 194H246V192H245ZM4 195H5V194H4ZM12 195L10 194L11 197H13ZM30 195H31V194H30ZM32 195H33V194H32ZM49 195H50V194H49ZM55 195H54V197H55ZM65 195H64V196H65ZM73 195H71V196L73 197ZM20 196H21V195H20ZM36 196H38V194H37ZM40 196H41V195H39V196L36 197V198H39ZM43 196H44V195H43ZM59 196H61V195H59ZM59 196H57V198H59ZM64 196H63V197H64ZM71 196H68V197H71ZM101 196H102V195H101ZM101 196H100V197H101ZM239 196H240V195H239ZM239 196H235V197H239ZM8 197H9V195H8ZM8 197H7V200H6V201L4 200V204H5V202H9L8 200L12 201V200H11L12 198H11V197L8 198ZM49 197H51V195L48 196V197H47V196H44V198L41 199V201H40V202H42L41 205H42L43 202H45V201L48 202L47 200H48ZM54 197H53V198H54ZM81 197H80V198H81ZM87 197H88V196H87ZM90 197H91V195H90ZM95 197H96V196H95ZM95 197L93 196V198H94L93 201H95V199H97V198H95ZM98 197H99V196H98ZM106 197H107V196H106ZM251 197H252V196H251ZM26 198H27V197H26ZM28 198H30V197H28ZM31 198H32V197H31ZM31 198H30V199H31ZM34 198H35V197H34ZM40 198H41V197H40ZM40 198H39V200H40ZM45 198H47V200H44ZM61 198H62V197H61ZM64 198H66V197H64ZM80 198H79V199H80ZM93 198H92V199H93ZM239 198H240V197H239ZM239 198H238L237 200H239ZM252 198H253V197H252ZM3 199H4V198H3ZM20 199H21V198H20ZM66 199H67V198H66ZM69 199H70V201L72 200L71 198H69ZM69 199H68V200H69ZM90 199H91V198H90ZM241 199H243V198H241ZM245 199H246V198H245ZM17 200H18V199H17ZM22 200H23V199H22ZM55 200L57 201L58 199L55 198ZM55 200H54V201H55ZM60 200H61V199H60ZM63 200H64V199H63ZM97 200H98V199H97ZM109 200H110V199H109ZM148 200H149V199H148ZM229 200H230V199H228V202H226V204L229 203V205L232 204V206H234L235 202H233V201H229ZM262 200H264V198H263ZM23 201H24V200H23ZM27 201H28V200H27ZM29 201H32V202H33V199H32V200H29ZM29 201H28V202H29ZM35 201L38 202V204L40 203V202H39L38 200H36V199H35ZM49 201H50V200H49ZM51 201L54 202L53 199H51ZM51 201H50V202H51ZM56 201L54 202V204L57 203ZM77 201H78V203H80V202L83 203L82 201H80V202H79V200H77ZM77 201H75V202L77 203ZM85 201H86V200H85ZM89 201H90V200H89ZM104 201H105V200H104V196H103V201H102V199H101L100 204H101V202L104 203ZM247 201H248V200H247ZM247 201H246V202H247ZM259 201H260V200H259ZM2 202H3V201H2ZM16 202H18V201H16ZM28 202H27V203H28ZM36 202H35V203L33 202L32 204L29 202V205L31 204V208L29 207V211H28V212L31 211L30 209H35V208H36V207L34 208V206H32V205L37 204ZM58 202H59V201H58ZM61 202H62V201H61ZM63 202H65V201H63ZM67 202H68V201H67ZM105 202H106V203H109V202H107V201H105ZM240 202H241V201H240ZM260 202H261V201H260ZM20 203H21V202H20V200H19L18 205H20V208L23 207V206H25V204H22L23 206H21ZM25 203H26V200H25ZM70 203H71V202L66 203L65 205L70 204ZM81 203H80V206H81ZM84 203H85V202H84ZM88 203L90 204V202H88ZM93 203H94V202H93ZM236 203H237V206H236V208H237V207H238V202H236ZM242 203H243V201H242ZM248 203H250V201H248ZM1 204H3V203H1ZM1 204H0V205H1ZM11 204H12V202H10V205H11ZM13 204H15V203H13ZM16 204H17V203H16ZM38 204H37V205H38ZM49 204H51V203H49ZM49 204H48V205H49ZM54 204H53V205H54ZM59 204H60V202H59ZM224 204H225V203H224ZM246 204H247V203H246ZM261 204H263V203H261ZM6 205L8 206L9 203H8V204L6 203L5 206H6ZM18 205H15V207H16V208L19 207ZM37 205H36V206H37ZM43 205H44V204H43ZM43 205H42V206H43ZM53 205H52V206H53ZM60 205H61V204H60ZM63 205H64V203H63ZM63 205H62V206H63ZM73 205H74V204H73ZM75 205H76V204H75ZM77 205H78V204H77ZM82 205H83V204H82ZM218 205H219V202H218ZM247 205H249V204H247ZM247 205H245V206H247ZM263 205H264V204H263ZM1 206H2V205H1ZM45 206H46V205H45ZM45 206H44V207H45ZM68 206H69V205H68ZM68 206H66V209L69 211V209H70L69 207H72V206H69V207H68ZM83 206H84V205H83ZM85 206H86V205H85ZM94 206H95V204H94ZM97 206H98V205H97ZM97 206H95V207H97ZM105 206H106V204H105ZM105 206H103L104 209H106ZM226 206L228 207V205H226ZM2 207H3V206H2ZM9 207H10V206H8V207L5 208V209H3V208H2V209L5 211L6 209L8 210ZM12 207H13V205H12ZM27 207H28V205H27ZM54 207H55V206H54ZM56 207H58V204L56 205ZM59 207H60V206H59ZM78 207H79V206H78ZM78 207H77V209L80 210ZM88 207H89V205L87 206V208H88ZM91 207H93V206H91ZM103 207H102V209H103ZM247 207H249V206H247ZM262 207H263V206H262ZM0 208H1V207H0ZM62 208H64V206H63ZM62 208H60V209H62ZM82 208H83V207H82ZM89 208H90V207H89ZM89 208H88V209H89ZM98 208H101V206H98ZM214 208H215V207H214ZM216 208H217V206H216ZM216 208H215V209H216ZM229 208H231V207H228V209H229ZM245 208H246V207H245ZM14 209H15V208H14ZM39 209H40V208H39ZM41 209H42V207H41ZM41 209H40V210H41ZM49 209H50V208H49ZM75 209H76V207H75ZM88 209H87V210H88ZM104 209H103V210H104ZM123 209H124V208H122V210H123ZM215 209H213V210H215ZM238 209H239V207H238ZM243 209H244V208H243ZM247 209H248V208H247ZM247 209H246V210H247ZM24 210H25V208H24ZM57 210H59V209H57ZM64 210H65V209H64ZM64 210H63V212H64ZM93 210H94V209H93ZM93 210H92V211L90 210V212L94 213ZM122 210H121V212H122ZM149 210H151V209H149ZM152 210H153V209H152ZM226 210H227V209H226ZM226 210H224L223 212H226ZM240 210H242L241 207H240ZM8 211H9V210H8ZM8 211H7V213H8V215H9V212H8ZM10 211H11V210H10ZM21 211H22V208H21ZM25 211H27V210H25ZM25 211H24V213H25ZM43 211H44V210H43ZM94 211H96V210H94ZM98 211H99V210H98ZM100 211H101V210H100ZM123 211H124V210H123ZM128 211H129V210H128ZM128 211H127V212H128ZM235 211H236V209H235ZM244 211H245V209H244ZM247 211H248V210H247ZM247 211H246V212H247ZM0 212H1V211H0ZM2 212H3V211H2ZM5 212H6V211H5ZM33 212H34V211H33ZM54 212H55V211H54ZM60 212H61V211H59V213H60ZM66 212H67V211H66ZM70 212H72V211H70ZM73 212H74V211H73ZM80 212H81V211H80ZM96 212H97V211H96ZM223 212H222V213H223ZM233 212H234V211H233ZM237 212H238V211H237ZM246 212H245V213H246ZM251 212H252V211H251ZM251 212H250V213H251ZM11 213H12V212H11ZM11 213H10V214H11ZM16 213H17V212H16ZM59 213H58V214H59ZM77 213H78V212H77ZM88 213H89V212H88ZM129 213H130V211H129ZM228 213H229V212H228V210H227V214H228ZM242 213H244V212L242 211ZM242 213H240V214L242 215ZM245 213H244L243 216H246ZM3 214H5V213H3ZM13 214H14V213H13ZM17 214H18V213H17ZM22 214H23V213H22ZM45 214L47 215V213H45ZM55 214H56V213H55ZM61 214H62V213H60V215H61ZM70 214H71V213H70ZM70 214H69V216H68L67 214H66V215H67V217H69V218L71 219ZM73 214H74V213H72L71 215H73ZM120 214H121V213H120ZM144 214H145V212H144ZM251 214H253V213H251ZM20 215H21V214H20ZM32 215L34 216V213H32ZM32 215H31V216H32ZM46 215H45V216H46ZM60 215H59V216H60ZM78 215H79V214H78ZM78 215H75V216H77V219H79ZM123 215H124V214H123ZM131 215H132V213H131ZM232 215H233V214H232ZM237 215H238V213H237ZM241 215H240V216H241ZM15 216L17 217L16 214H15ZM18 216H19V215H18ZM28 216H29V213H28ZM31 216H30V217H31ZM45 216H44V217H45ZM59 216H58V217H59ZM63 216H64V213H63V215L60 216V217H63ZM73 216H74V215H73ZM75 216H74V217H75ZM121 216H122V215H121ZM128 216H129V215H128ZM140 216H141V215H140ZM223 216H224V218H225V215H223ZM230 216H231V215H230ZM240 216H238V217L241 218ZM7 217H9V216H7ZM16 217H15V218H16ZM22 217H23V216H22ZM30 217H29V218H30ZM60 217H59V218H60ZM87 217H88V216H87ZM89 217H90L89 219H91V214H90ZM92 217H93V216H92ZM119 217H120V215H119ZM122 217H124V216H122ZM129 217H130V216H129ZM134 217H137V216H134ZM154 217H156V215H154ZM154 217L152 218V219H153V223L155 222V221H154V220H155ZM238 217H236V221H237V218H238ZM0 218H1V216H0ZM12 218H13V217H12ZM20 218H21V217H20ZM32 218H33V217H32ZM32 218H30V219L33 220ZM59 218H58V219H59ZM93 218H94V217H93ZM120 218H121V217H120ZM156 218H157V217H156ZM2 219H3V215H2ZM5 219H7V218H5ZM5 219H3V220H5ZM9 219H11V216L9 217ZM9 219H8V221H10ZM16 219H19V218H16ZM30 219H28V220H30ZM47 219H48V218H47ZM47 219H46V220H47ZM60 219H61V218H60ZM77 219H75L74 221L77 222V221H78ZM125 219H127V218L125 217V218H124V221H125ZM134 219H135V218H134ZM149 219H150V218H149ZM161 219H162V218H161ZM227 219H228V215H227ZM231 219H232V218H231ZM242 219H244V218H242ZM242 219H239V220H242ZM254 219H255V220H253V218H251V217H250L249 219H246L248 222H245L246 225H245V228H243V229H244V231H245V230H248V231L251 230L252 233H253V230H255L254 233H255L256 240H258V241L261 242V244H262V248H261V250H259L260 255H259L258 258H259V260H260L259 262H263L262 256H263V253H264V238L261 237V233H262V231H263V230H262V226H263V225L261 226V222H260L257 218H254ZM12 220H13V219H12ZM21 220H22V219H21ZM23 220H24V219H23ZM26 220H27V219H26ZM39 220H41V222H42V218L39 219ZM46 220H45V222H46ZM51 220H52V219H51ZM91 220H92V219H91ZM91 220H90V221H91ZM94 220H95V219H94ZM94 220H93V221H94ZM99 220H100V219H99ZM99 220H98V221H99ZM136 220H137V218H136ZM159 220H160V219H159ZM223 220H224V219H223ZM225 220H226V219H225ZM225 220H224V221H225ZM232 220H233V219H232ZM232 220H230L229 222H231ZM257 220L259 221V224H256ZM5 221H6V220H5ZM14 221H15V220H14ZM14 221H13V222H14ZM16 221L18 222L19 220H16ZM24 221H25V220H24ZM58 221H59V220H58ZM60 221H62V220H60ZM66 221H67V220H66ZM68 221H69V220H68ZM68 221H67V222H68ZM74 221H73V222L71 221V223H74ZM88 221H89V220H88ZM90 221H89V222H90ZM96 221H97V220H96ZM119 221H120V220H119ZM127 221H128V219H127ZM130 221H131V220H130ZM133 221H134V220H133ZM139 221H140V220H139ZM233 221H234V220H233ZM1 222H2V225H3V224H4V223H3L4 221H1ZM1 222H0V225H1ZM28 222H29V221H28ZM30 222H31V221H30ZM33 222H34V221H33ZM45 222H44V224L47 225ZM80 222H81V221H80ZM83 222H85V220H83ZM91 222H92V221H91ZM99 222H100V221H99ZM125 222H126V221H125ZM148 222H149V221H148ZM215 222H216V221H215ZM237 222H238V221H237ZM241 222H242V221H241ZM263 222H264V219H263ZM23 223H24V222H23ZM23 223H21V224H23ZM36 223H38V221H37ZM36 223H33V224H31V225H36ZM39 223H40V222H39ZM42 223H43V222H42ZM42 223H41V225H42ZM62 223H63V222H62ZM69 223H70V222H69ZM71 223H70V224H67V225H68L67 227H68V228L70 227V228L73 230V228H72L73 226H71ZM96 223H97V222H96ZM121 223H122V221H121ZM123 223H124V222H123ZM126 223H127V222H126ZM126 223L123 224V225H125V226L127 227V225H128L130 222H129L128 224H126ZM135 223H136V222H135ZM146 223H147V222H146ZM150 223H151V222H150ZM153 223H152V224H153ZM222 223H223V222H222ZM222 223H220V224H222ZM224 223H225V222H224ZM9 224H11V223H9ZM59 224H60V222H59ZM86 224H88V223H86ZM86 224H85V225H86ZM101 224H102V223H101ZM148 224H149V223H148ZM148 224H147V226H149ZM156 224H158V221H157ZM220 224H219V225H220ZM229 224H230V223H229ZM236 224H237V223H236ZM2 225H1V227H2ZM6 225H7V224H6ZM13 225H14V224H13ZM15 225H17V223H16ZM18 225H19V222H18ZM50 225H51V224H50ZM78 225H79V224L77 223V225L75 224L74 226L77 227ZM107 225H108V224H107ZM107 225H106V226H107ZM137 225H138V224H137ZM150 225H151V224H150ZM214 225H218V223H217V224L215 223ZM214 225H213V226H214ZM224 225H225V224H224ZM9 226L12 227V225H9ZM23 226H24V225H23ZM27 226H28V225H27ZM47 226H48V225H47ZM51 226L54 227V225H51ZM62 226H63V225H62ZM88 226H89V225H88ZM92 226H93V225H92ZM94 226H95V225H94ZM100 226H101V225H100ZM100 226H99V227H100ZM103 226H104V223H103ZM108 226H109V225H108ZM125 226H123V227H124V230H125V228H126ZM133 226H134V225H132V227H133ZM227 226H228V225H227ZM227 226H226V227H227ZM235 226H236V225H235ZM237 226H238V224H237ZM243 226H244V225H243ZM1 227H0V228H1ZM5 227H6V226H5ZM18 227H19V226H18ZM42 227H43V225H42ZM89 227H90V226H89ZM128 227H129V226H128ZM149 227H150V226H149ZM149 227H148V229H149ZM223 227H224V226H223ZM230 227H231V226H230ZM239 227H242V226H239ZM239 227H238V229L236 230V231H238V234L240 233V232H239ZM14 228H15V227H14ZM32 228H33V227H32ZM51 228H52V227H51ZM57 228H58V227H57ZM60 228H61V226H60ZM92 228H93V227H92ZM95 228H96V226H95ZM95 228H94V229H95ZM139 228H140V227H139ZM152 228H153V225H152ZM4 229H6V228H4ZM10 229H12V228H9L8 230L10 231ZM18 229H19V228H18ZM18 229H17V230H18ZM34 229H37V227H36V228H33V230H34ZM40 229H41V228H40ZM42 229H43V228H42ZM48 229H49V228H48ZM48 229H46V230H48ZM63 229H64V228H63ZM75 229H76V228L74 227V230H75ZM85 229H89V228H86V227H85ZM85 229H82V230H84V233L86 234L85 236H89V235H87V234L89 233V231H88V232H85ZM105 229H106V228H105ZM107 229H108V228H107ZM126 229H127V228H126ZM133 229H134V227H133ZM141 229H142V228H141ZM170 229H171V228H170ZM216 229H217V228H216ZM224 229H225V228H224ZM224 229H223V232H224ZM228 229H229V228H228ZM228 229L226 230V234H227V231H229ZM235 229H236V228L234 227V230H235ZM241 229H242V228H241ZM263 229H264V228H263ZM1 230H2V229H1ZM8 230H7V231H8ZM12 230H13V229H12ZM19 230H21V229H19ZM26 230H27V229H26ZM26 230H23V229H22L21 231H26ZM33 230H32V233L34 234L35 230H34V231H33ZM44 230H45V229H44ZM44 230H43V231H44ZM55 230H56V229H55ZM72 230H71V231H72ZM74 230H73V231H74ZM76 230H77V229H76ZM91 230H92V229H91ZM91 230H90V232H91ZM95 230H96V229H95ZM95 230H93L92 233L90 234V236H91L90 238L85 237V238H88V240L86 239V240L88 241V243H89V239H90L91 241H93V240H95V241H99L101 236H102L101 240L103 239V235H104V237H105V234H104V233H106V232H104V231L101 232V230L98 229V227H97L98 232L95 231ZM110 230H111V229H110ZM127 230L130 231V232H128L129 234H130V233H131V234L134 233L133 231H131V228H130V229H127ZM137 230H138V229H137ZM143 230H144V229H143ZM143 230H142V232H143ZM149 230H150V231H153V230H151V229H149ZM219 230H221V229H219ZM21 231H20V232H21ZM57 231H58V230H57ZM80 231H81V230H80ZM107 231H109V230H107ZM112 231H113V230H112ZM171 231H172V230H170V235L173 234V233L171 234ZM217 231H218V229H217ZM248 231H247V233H249ZM11 232H12V231H10L9 233L11 234ZM13 232H14V230H13ZM49 232H50V231H49ZM55 232H56V231H55ZM64 232H65V231H64ZM78 232H79V230H78ZM110 232H111V231H110ZM138 232H139V230H138ZM138 232H137V233H138ZM145 232H147V231H144V233H145ZM233 232H234V231H233ZM1 233H3V231H1ZM1 233H0V234H1ZM4 233H5V236L8 235V234H6V231H5ZM17 233H18V232H16V234H17ZM21 233H22V232H21ZM25 233H26V232H25ZM32 233H31V237H32ZM42 233H43V232L41 231V234H42ZM47 233H48V232H47ZM50 233H51V232H50ZM52 233H53V232H52ZM68 233H70V230L68 231ZM126 233H127V231H126ZM126 233L124 232V234H126ZM128 233H127L128 237H132V236L129 235ZM139 233H141V232H139ZM148 233H149L148 235H150L151 232L148 231ZM217 233H219V232H216V234H217ZM236 233H237V232H236ZM12 234H14V233H12ZM12 234H11V235H12ZM18 234H19V233H18ZM23 234H24V233H23ZM39 234H40V233H39ZM39 234H38V235H39ZM55 234L58 235V233H55ZM63 234H64V233H63ZM63 234H62V235H63ZM76 234H77V233H76ZM124 234H123L122 236L125 237ZM134 234H135V233H134ZM134 234H133V236H134ZM224 234H225V233H224ZM238 234H237V235H238ZM241 234H242V233H241ZM2 235H3V234H2ZM14 235H15V234H14ZM27 235H28V234H27ZM34 235L36 236V232H35ZM48 235H49V234H48ZM48 235H47V238H48V237L50 238L51 235H49V236H48ZM52 235H53V234H52ZM62 235H61V236H62ZM77 235H78V234H77ZM113 235H114V234H113ZM113 235L111 236V238L114 237ZM221 235H222V234H221ZM228 235H229V234H228ZM249 235H250V234H249ZM253 235H254V234H253ZM262 235H263V234H262ZM17 236H18V235H17ZM41 236L45 237V235H43V234L40 235V237H41ZM106 236H107L108 238H110V233H109V236H108V232H107V233H106ZM122 236H121V238H122V240H124V239H123L124 237H122ZM172 236H175V235L173 234ZM230 236H231V235H230ZM230 236H227V237H230ZM235 236H236V235H235ZM235 236H234V233H233V237H232V238H235ZM245 236H246V234H245ZM245 236H244V237H245ZM0 237H1V236H0ZM8 237H9V236H7L6 238H8ZM12 237H13V236H12ZM28 237H29V236H28ZM77 237H78V236H77ZM80 237H81V236H80ZM83 237H84V234H83ZM168 237H170V236H168ZM200 237H201V236H200ZM215 237L217 238V235H216ZM225 237H226V236H225ZM227 237H226V239H227ZM250 237H252V236H250ZM1 238H2V237H1ZM10 238H11V237H10ZM10 238H9V240H11ZM41 238H42V237H41ZM52 238L54 239V238H56V237L53 236ZM62 238H63V236H62ZM108 238H104V239L106 240V239H108ZM119 238H120V236H118V239H119ZM179 238L182 240V237H181V236H179L177 239H179ZM193 238H194V237H193ZM216 238H215V239H216ZM232 238L230 237L231 240H232ZM245 238H246V237H245ZM18 239L20 240V237H19ZM21 239H22V237H21ZM27 239H28V238H27ZM30 239H31V238H30ZM76 239H77V238H76ZM83 239H84V238H83ZM83 239H82V241H83ZM112 239H113V238H112ZM118 239H117V240H118ZM127 239L129 240V238H127ZM127 239H126V241H125L126 244L124 245V246H125L124 249H125V248H126V249L128 248V242H127L128 240H127ZM134 239L136 240L135 237H134ZM134 239L132 238V240H134ZM151 239H152V238H151ZM172 239H173V237H172ZM172 239H169V240L172 241ZM177 239H176V240H173V242H171V244H173V243L175 244V242L177 241ZM180 239H179V240H180ZM218 239H219V237H218ZM226 239H225V241H226ZM1 240H3V239H0V241H1ZM9 240L6 239V241H9ZM43 240H44V238H43ZM48 240H49V239H48ZM50 240H52V239L50 238ZM65 240H66V239H65ZM68 240L70 241L69 238H68ZM72 240H73V239H72ZM79 240H80V239H79ZM115 240H116V239H115ZM115 240H113V241H115ZM142 240H143V238H142ZM181 240L178 241V242H179V243L182 242ZM194 240H195V239H194ZM231 240H230V241H231ZM246 240H247V239H246ZM249 240H250V239H249ZM253 240H254V239H253ZM4 241H5V237H4ZM12 241H13V240H11V242H12ZM26 241H27V240H26ZM34 241H35V240H34ZM41 241H42V239H41ZM54 241H55V240H54ZM54 241H52L51 243L53 244V246H56L57 244H56ZM73 241H74V240H73ZM95 241H93V244H95V243H94ZM111 241H112V240H111ZM111 241H110V242H111ZM120 241H121V240H120ZM130 241H131V238H130ZM136 241H137V240H136ZM136 241H135V243H136ZM154 241H155V240H154ZM174 241H175V242H174ZM190 241H191V240H190ZM203 241H204V240H203ZM209 241H210V239H209ZM215 241H216V240H215ZM225 241H223V242L225 243ZM232 241H233V240H232ZM238 241H239V240H238ZM243 241H244V238H243ZM247 241H248V240H247ZM247 241H246V243H247ZM250 241H251V245H252V240H250ZM9 242H10V241H9ZM22 242H23V239H22L21 243H22ZM27 242H28V241H27ZM27 242H26V243H27ZM29 242H30V241H29ZM37 242H38V241H37ZM48 242H49V241H48ZM48 242H47V243H48ZM53 242H54L56 245H54ZM56 242L58 243V241H56ZM59 242H60V241H59ZM77 242H79V241H77ZM77 242H76V244H77ZM101 242H102V241H101ZM101 242H99V243L102 244L103 246H105V243H106L107 241H105V243H103L104 241H103L102 243H101ZM110 242H109V239H108V243H110ZM116 242H118V241H116ZM123 242H124V241H123ZM125 242H124V243H125ZM151 242H152V241H151ZM151 242L148 241L149 244H150ZM155 242H156V241H155ZM186 242H187V241H186ZM186 242H184V243H186ZM193 242H196V240H195V241L192 240V243H191V244H193ZM197 242H198V239H197ZM217 242H218V241H217ZM217 242H216V244H217ZM228 242H229V239H228ZM233 242H234V241H233ZM235 242H236V241H235ZM248 242H249V241H248ZM17 243H19V241H18ZM35 243H36V241L33 242V244H35ZM62 243H63V242H62ZM81 243H82V242H81ZM97 243H98V242H97ZM97 243H96V244H97ZM132 243H133V242H132ZM140 243H141V241L139 240V244H140ZM143 243H147V242H143ZM182 243H183V242H182ZM182 243H181V244H182ZM203 243H205V242H202V244H203ZM211 243H212V242H211ZM218 243H220V242H218ZM221 243H222V242H221ZM224 243H223V244H224ZM231 243H232V242H231ZM242 243H243V242H242ZM246 243H245V244H246ZM0 244H1V243H0ZM3 244H5V243H3ZM3 244H2V246H3ZM28 244H29V243H28ZM43 244H44V242H43ZM49 244H50V243H48V245H49ZM96 244H95V245H96ZM114 244H115V243H114ZM129 244H131V243H129ZM139 244H137L138 246H136V244H135V246L138 248V247L141 246V245H139ZM151 244H152V243H151ZM174 244H173V245H174ZM181 244H176V245H179L180 249H181V250H184V247H183L184 244H182V246H180ZM191 244H190V245H191ZM195 244H196V243H195ZM195 244H194L193 246H191V248L194 247ZM213 244H214V242H213ZM234 244H235V243H234ZM248 244H249V243H248ZM248 244H246L245 246L248 247V246H247ZM253 244H254V243H253ZM10 245H11V243H10ZM10 245H9V246H10ZM13 245H14V248H15V242H13ZM19 245H20V244H19ZM25 245H27V244H25ZM29 245H30V244H29ZM35 245H36V244H35ZM59 245H60V244H59ZM78 245H79V243H78ZM83 245H84V244H83ZM88 245H90V243H89ZM115 245H116V244H115ZM117 245H118V243H117ZM122 245H123V244H121V246H122ZM126 245H127V247H126ZM145 245H147V244H145ZM153 245H154V244H153ZM176 245H175V246H176ZM199 245H200V244H199ZM205 245H206V244H204V246H205ZM220 245H222V244H220ZM227 245H228V244H227ZM229 245H230V244H229ZM242 245H243V244H242ZM254 245H255V244H254ZM2 246H1V247H2ZM7 246H8V245H7ZM9 246H8V247H9ZM11 246H12V245H11ZM11 246H10V247H11ZM21 246H24V245L22 244ZM21 246H20V247H21ZM50 246H51V245H50ZM53 246H51L50 248L53 249V250H54V249L56 250L57 247L53 248ZM57 246H58V245H57ZM62 246H63V245H62ZM71 246H72V245H71ZM75 246H76V245H75ZM75 246H74V247H75ZM106 246H107V244H106ZM133 246H134V245H133ZM151 246H152V245H151ZM155 246H156V248H154L153 250L156 249L155 251L157 252V249L159 248V247L157 248V246H159V245L157 244V245H155ZM155 246H154V247H155ZM171 246H172V245H171ZM188 246H189V245H188ZM216 246H218V247L215 248V249L218 250L220 246H219V245H216ZM232 246H233V245H232ZM235 246L237 247V248H236V247H235V248L238 249V244H237V245L235 244ZM243 246H244V245H243ZM245 246H244V247H245ZM1 247H0V248H1ZM3 247L6 248V246H3ZM31 247H32V246H31ZM33 247H34V246H33ZM36 247H39V246H36ZM42 247H43V246H42ZM45 247H46V246H45ZM45 247H44V248H45ZM60 247H61V245H60ZM64 247H65V246H64ZM66 247L68 248V246H66ZM66 247H65V248H66ZM72 247H73V246H72ZM91 247H92V246H91ZM111 247H112V246H110L109 248H111ZM114 247H115V246H114ZM118 247H120V245L117 246L116 249H118ZM130 247H131V245H130ZM144 247H145V246H144ZM147 247H148V249H149V246H148V245H147ZM162 247H163V246H162ZM195 247H196V246H195ZM198 247H200V246H198ZM206 247H207V246H206ZM206 247H205V248H206ZM222 247L224 248V247H225V244L222 245ZM258 247H260V246H258ZM14 248H13V250L15 251L16 248H15V249H14ZM21 248H22V247H21ZM24 248H25V246H24ZM24 248H23V250H24ZM26 248L28 249V246H26ZM39 248H40V247H39ZM44 248H43V250H44ZM50 248H49V250H50ZM65 248H64V249H65ZM84 248H85V247H84ZM92 248L95 249V250H94L95 252H97V249H98L97 247L95 248V246L93 245ZM92 248H90V249H92ZM100 248H101V247H100ZM100 248H99V249H100ZM121 248H123V246H122ZM152 248H153V247H151L150 249H152ZM175 248H176V247H175ZM213 248H214V247H212V251H213ZM223 248H221V249L223 250ZM242 248H243V247H242ZM242 248H241V249H242ZM253 248H254V247H253ZM11 249H12V248H11ZM11 249L9 248V250H11ZM18 249H19V247H18ZM18 249H17V250H18ZM32 249H33V248H31L30 250L28 249V250H29V251L38 250L37 248H34L33 250H32ZM40 249H41V248H40ZM58 249H59V247H58ZM62 249H63V248H62ZM68 249H70V248H68ZM80 249H81V248H80ZM80 249H79V251H80ZM124 249H123V251H124ZM126 249H125V250H126ZM146 249H147V248H146ZM146 249H144V250H146ZM176 249H177V248H176ZM180 249H178L177 252L174 251V252L177 253L176 255H179V254L181 253V252L178 253V251H179ZM185 249H186V250H184V251H182V252H185V251H186V253H187V252H188V251H187V247H186ZM194 249H195V248H194ZM198 249L202 252L203 247L198 248ZM201 249H202V250H201ZM224 249H226V250H227L226 252H228V248H227V247L224 248ZM244 249H246V248H244ZM2 250H3V249H2ZM7 250H8V249H7ZM9 250H8V252H9ZM43 250H42V253H41V254H43V252L45 251V250H44V251H43ZM53 250H52V251H53ZM59 250H60V249H59ZM112 250H113L112 253H113V254H116V252L114 253L115 249H113V247L110 249V251H112ZM167 250H169V248L166 249V253H167ZM171 250H172V249H171ZM171 250H170V252H168V254L170 253L169 255H171ZM174 250H175V249H174ZM188 250H189V249H188ZM192 250H193V248H192ZM199 250H198V251H199ZM206 250L209 251L208 248H206ZM250 250H251V248H250ZM0 251H1V250H0ZM5 251H6V250H5ZM5 251L3 250V252H5ZM29 251H28V252H29ZM46 251L48 252L47 247H46ZM46 251H45V252H46ZM50 251H51V250H50ZM50 251L48 252L49 254H48L47 252H46L47 254H46V253H44V254L48 255L47 257H49V255L51 256ZM56 251H57V250H56ZM60 251H61V250H60ZM62 251H63V250H62ZM68 251H69V250H68ZM68 251L65 250V253L68 252ZM83 251H85V250H82V252H83ZM87 251H89V250H87ZM90 251H93V250H90ZM104 251H106V249H105ZM116 251H117V250H116ZM119 251H121V250H119ZM123 251H122V252H123ZM130 251H131V250H130ZM146 251L148 252V250H146ZM155 251H154V253H153L154 255H156V254H155V253H156ZM158 251H159V249H158ZM161 251H162V249H161ZM163 251H164V250H163ZM203 251L206 252L205 250H203ZM212 251H211V253H212ZM214 251H215V250H214ZM218 251H219V250H218ZM220 251H221V250H220ZM224 251H225V250H224ZM230 251H231V250H230ZM230 251H229V252H230ZM12 252H13V251H12ZM15 252H17V251H15ZM25 252H26V251H25ZM63 252H64V251H63ZM69 252H70V251H69ZM69 252H68V253H69ZM75 252H77V251H75ZM99 252H102V251L99 250ZM126 252H127V251H126ZM131 252H132V251H131ZM136 252H137V251H136ZM147 252H146V254H147ZM149 252H151V250H149ZM149 252H148V254H149ZM189 252H190V250H189ZM195 252H197V251H195ZM195 252H193V253H195ZM201 252H199V253L201 254ZM221 252H222V251H221ZM221 252H220V253L218 252L217 254H221ZM245 252H246V251H245ZM249 252H250V251H249ZM257 252H258V250H257ZM19 253H20V252H19ZM19 253H18V254H19ZM21 253L23 254V252H21ZM21 253H20V254H21ZM29 253H30V252H29ZM29 253H28V254H29ZM32 253H33V252H32ZM34 253H35V252H34ZM34 253H33V254H34ZM60 253H61V252H60ZM68 253H67L66 256H65L66 258H67V257L69 258V256H67V255H69ZM73 253H74V252H73ZM80 253H81V252H80ZM83 253H84V252H83ZM102 253H103V252H102ZM110 253H111V252H110ZM112 253H111V254H112ZM119 253H120V252H117V255H118ZM134 253H135V251H134ZM140 253H141V252H139L138 255H139ZM143 253H145V251H144ZM158 253L160 254V252H158ZM166 253H165V255H166ZM199 253H197V254L199 255ZM230 253H231V252H230ZM230 253H229V254H230ZM232 253L234 254L235 252H232ZM232 253H231V255H233ZM237 253H239L238 250H237ZM1 254H2V253H1ZM9 254H10V253H9ZM9 254L6 255L4 258H6L7 256H8V258H9ZM12 254H14V256H15V253H12ZM18 254H16V255L18 256ZM37 254H38V253H37ZM61 254H62V253H61ZM71 254H72V253L70 252V257H71ZM78 254H79V253H78ZM106 254H107V255H106ZM106 254H105V259L107 258L106 256H109V255H110L109 253H106ZM108 254H109V255H108ZM148 254H147V256H148ZM150 254H151V253H150ZM153 254H151V255H153ZM159 254H158V256H159ZM161 254H162V253H161ZM168 254H167V255H168ZM202 254H203V252H202ZM207 254H208V253H207ZM214 254H215V253H214ZM217 254H216V256H217ZM243 254H244V253H243ZM246 254H249V253H246ZM253 254H255V253H253ZM4 255H5V254L3 253V256H4ZM38 255H39V254H38ZM53 255H55V254L53 253ZM53 255H52V257H53ZM97 255H98V254H97ZM140 255H141V254H140ZM140 255H139V256H140ZM151 255H150V257H152ZM169 255H168V256H169ZM173 255H174V253H173ZM176 255H175V256H176ZM182 255H184V254L182 253ZM182 255H181V256H182ZM203 255H204V254H203ZM209 255H210V253H209ZM209 255H208V256H209ZM212 255H213V254H212ZM227 255H228V254H227ZM250 255H251V254H250ZM21 256H22V255H21ZM57 256H58V255H57ZM60 256H63V255H60ZM72 256H73V255H72ZM75 256H76V255H75ZM85 256H86V255H85ZM124 256H125V255H124ZM147 256H146V258H147ZM163 256H164V253H163V255H162L161 257H163ZM185 256H187V255H185ZM188 256H189V255H188ZM195 256H196V253H195ZM213 256H214V255H213ZM213 256H211V257L213 258ZM221 256H222L223 258L220 257V255H219V258H217V260H216V258H215V256H214L213 260H215L216 263H218V262L220 261L219 259H221V258H222V259H225V258H224V257H225V256H224V253H222ZM229 256H230V255H229ZM237 256H238V255H237ZM237 256H236V257H237ZM243 256H244V255H243ZM26 257H27V256H26ZM32 257H33V256H32ZM45 257H46V256H45ZM45 257H43V260L41 259L40 262H41V261L44 262V258H45ZM55 257H56V256H54V258H55ZM82 257H83V256H82ZM90 257H91V256H90ZM90 257H89V260H90ZM99 257H100V256H99ZM111 257H112V256H111ZM111 257H109V258H111ZM122 257H123V256H122ZM122 257H121V258H122ZM133 257H134V256H133ZM133 257H132V258H133ZM144 257H145V256H144ZM159 257H160V256H159ZM161 257H160V258H161ZM170 257H171V256H169V260H170ZM201 257H202V256H201ZM201 257H199V258H201ZM205 257H206V255H205ZM211 257H210V258H211ZM230 257H231V256H230ZM230 257H228V259H230ZM248 257H249V256H245L246 259H247ZM1 258H2V257H1ZM8 258H7V259H8ZM15 258H16V256H15ZM17 258H18V257H17ZM20 258H21V257H20ZM22 258H23V257H22ZM29 258H30V257H29ZM36 258H37V257H36ZM38 258H39V257H38ZM38 258H37V259H38ZM41 258H42V257H41ZM59 258H61V257H59ZM68 258H67V259H68ZM71 258L74 259V257H71ZM109 258H108L107 260H109ZM121 258H120V259H121ZM132 258H129V259H132ZM137 258H141V257H138V256H137ZM146 258H145L144 260H146ZM152 258H153V257H152ZM152 258H151V259H152ZM157 258H158V257L156 256V258H155V262H156V259H157ZM160 258H159V260H160ZM165 258L168 260L167 256H166ZM165 258H164V259H165ZM175 258H178V257H175ZM206 258H207V257H206ZM212 258L209 259V261H210V260L212 261ZM245 258H244V259H245ZM2 259H3V258H2ZM33 259H34V258H33ZM46 259H47V258H46ZM50 259H52V258H50ZM67 259H66V260H67ZM76 259H78V257H77ZM82 259H83V258H82ZM82 259H81V260H82ZM94 259H96V258H94ZM94 259H93V260H94ZM103 259H104V255H103ZM118 259H119V258H118ZM123 259H124V257H123ZM125 259H126V256H125ZM142 259H143V258H142ZM186 259H187V257H186ZM191 259H192V258H191ZM197 259H198V257H197ZM207 259H208V258H207ZM222 259H221V260H222ZM240 259L242 260L243 258H240ZM244 259H243V260H244ZM22 260H23V263H24V259H22ZM34 260H35V259H34ZM68 260L70 261L71 259H68ZM79 260H80V258H79ZM81 260H80V261H81ZM101 260H102V257H101ZM115 260H116V259H115ZM138 260H139V259H138ZM148 260H149V259H148ZM161 260H162V259H161ZM172 260L175 261L176 259L174 260V257H173ZM178 260H179V259H178ZM195 260H196V258H195ZM218 260H219V261H218ZM231 260H232V259H231ZM237 260H238V259H237ZM243 260H242V261H243ZM250 260H251V258H250ZM11 261H12V260H11ZM16 261H17V260H16ZM20 261H21V259H20ZM35 261H37V260H35ZM52 261H53V259H52ZM52 261H51V263H52ZM75 261H76V260H75ZM102 261H103V260H102ZM112 261H113V260H112ZM122 261H123V260H122ZM125 261H129V260L127 259V260H125ZM149 261H150V260H149ZM151 261H152V260H151ZM157 261H158V260H157ZM162 261H163V260H162ZM187 261H188V260H187ZM196 261H198V260H196ZM205 261H206V260H204V262H205ZM209 261H207L208 263H207V262H206V263L209 264ZM211 261H210V264H212ZM217 261H218V262H217ZM224 261H225V260H224ZM234 261H235V260H234ZM244 261H245V260H244ZM5 262H6V261H5ZM47 262H48V261H47ZM57 262H58V261H57ZM57 262H56V263H57ZM67 262H68V261H67ZM78 262H79V261H78ZM81 262H82V261H81ZM81 262H79V263H81ZM95 262H98V261H95ZM131 262H133V259H132ZM135 262H136V261H135ZM137 262H138V261H137ZM146 262H147V261H146ZM153 262H154V261H153ZM163 262H164V261H163ZM177 262H178V261H177ZM181 262H184V261H181ZM181 262H179V263H181ZM227 262H228V260H227ZM229 262H230V261H229ZM245 262H246V261H245ZM247 262H248V260H247ZM3 263H4V261H3ZM6 263H7V262H6ZM6 263H5V264H6ZM11 263H12V262H11ZM14 263H15V262H14ZM20 263H21V262H20ZM20 263H19V264H20ZM26 263L29 264V263H31V262L28 263V262L26 261ZM32 263H35V262H33V260H32ZM54 263H55V262H54ZM62 263H63V262H62ZM65 263H66V262H65ZM65 263H64V264H65ZM84 263H87V262L85 261ZM112 263L114 264V263H116V262L113 261ZM123 263H124V262H123ZM127 263H128V262H127ZM127 263H126V264H127ZM156 263L159 264L160 261H159V262H156ZM167 263H168V262H167ZM172 263H173V262H172ZM191 263H192V262H191ZM193 263L195 264L196 262L193 260ZM197 263H201V264H203V261H202V262L200 261V262H197ZM222 263H223V262H222ZM224 263H225V262H224ZM239 263L242 264V262H239ZM243 263H244V262H243ZM1 264H2V262H1ZM21 264H22V263H21ZM39 264H40V263H39ZM45 264H46V263H45ZM47 264H49V262H48ZM57 264H58V263H57ZM59 264H61V262H60ZM70 264H71V263H70ZM74 264H75V263H74ZM88 264H89V263H88ZM90 264H91V263H90ZM98 264H99V263H98ZM116 264H117V263H116ZM130 264H131V263H130ZM133 264H134V263H133ZM137 264H138V263H137ZM143 264H144V263H143ZM146 264H147V263H146ZM163 264H165V263H163ZM177 264H178V263H177ZM181 264H182V263H181ZM189 264H190V263H189ZM204 264H205V263H204ZM237 264H238V263H237ZM247 264H248V263H247ZM261 264H262V263H261Z\"/></svg>", "mask_w": 264, "mask_h": 264}]
</instances>
